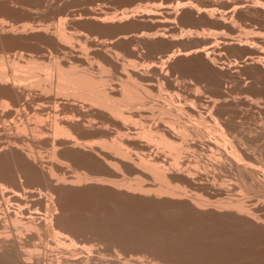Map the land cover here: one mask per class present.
<instances>
[{
	"label": "bare ground",
	"instance_id": "obj_1",
	"mask_svg": "<svg viewBox=\"0 0 264 264\" xmlns=\"http://www.w3.org/2000/svg\"><path fill=\"white\" fill-rule=\"evenodd\" d=\"M13 1V0H12ZM19 2H21L20 0H18ZM18 1H16L17 2V4L15 3L14 5H19V6H24V7H26L24 4V2H26L25 0H24V2H22V3H24L23 5H21V3H19ZM23 1V0H22ZM29 1H31V0H29ZM36 1V0H35ZM39 1V2H38ZM38 1H36V3L38 4L37 5V7L35 8V9H38V10H40V8H41V5L39 6V4H42V7H43V5H44V8L46 9V13H49V14H47V16H49V18H50V15H52L53 13H55V14H53V16L54 17H57L58 16V13H60L59 11L60 10H57L58 11V13L57 12H50V11H56L55 9H53V8H56L57 6H59V7H57L56 9H60V4L62 3V0H56V1H58V3L57 4H54L56 1H54V0H50V1H48L47 2V0H45V2L47 3V4H49V5H46V3L45 2H43L42 0H38ZM61 1V3H59ZM64 1H67V0H63V6L61 7V9L63 10V8L65 9V7L66 8H68L67 6L69 5V3H68V1H67V6H64ZM71 1V5H69V7L70 8H72V6H74V8L76 7V5H72L73 4V2H75L74 0H70ZM81 1V0H80ZM189 0H187V2H188ZM253 1V0H252ZM251 1V3H252V7H250V8H252L253 9V5L255 4L254 2H252ZM255 1V0H254ZM257 1V0H256ZM255 1V2H256ZM40 2H42V3H40ZM84 2V1H83ZM186 2V3H187ZM221 2V1H220ZM230 2H232V3H230ZM243 3H246L247 4V2H244V1H242ZM240 0L238 1V0H232V1H230V0H226V1H223L222 0V3H223V5L222 6H224V7H229L230 8V6L228 5V4H231V6H232V4H233V10H234V12H235V10H236V13H238L237 12V10L238 11H242L241 9L244 7H242L240 4H243ZM261 2V1H260ZM1 3V2H0ZM33 3V2H32ZM32 3L30 2V4L32 5ZM76 3V2H75ZM85 3V2H84ZM87 3H88V1H87ZM86 3V4H87ZM97 3H98V1H96V5H97ZM100 3H101V1H100ZM99 3V4H100ZM185 2L183 3V5H182V3L181 4H179V5H181L180 7L183 9V8H187V9H189V11L191 10V8L192 7H194V5L192 6L191 5V3H187L186 4ZM225 3V4H224ZM259 2H257L256 4H258ZM7 4V3H6ZM13 4V3H12ZM27 4L29 5V3L27 2ZM26 4V5H27ZM52 4V6L53 5H55V7L53 6V7H51L50 5ZM65 4H66V2H65ZM85 4V5H86ZM190 4V5H189ZM195 4V3H194ZM246 4H245V6H246ZM254 5V6H256V8L257 7H259V4H258V6L257 5ZM36 5V4H35ZM89 5H91V4H89ZM95 5V6H96ZM158 5V4H157ZM156 5V6H157ZM218 5V4H217ZM262 5H264L263 3H261V6ZM4 6V4L2 5V7ZM7 6V5H6ZM9 6V5H8ZM33 6V5H32ZM50 7V8H52L51 10H50V8L48 9L47 7ZM78 6V5H77ZM92 6H94V5H92ZM92 6H88V7H92ZM101 6V5H100ZM103 6H105V5H103ZM148 6V5H147ZM152 6V5H151ZM151 6L149 7L150 9H151ZM155 6V5H154ZM159 6V5H158ZM157 6V7H158ZM169 6V5H168ZM178 6V5H177ZM210 6V5H209ZM215 6V5H214ZM248 6V5H247ZM249 6H251V4L249 3ZM248 6V7H249ZM1 7V8H2ZM15 7V6H14ZM23 7V8H24ZM29 7H30V5H29ZM79 7V6H78ZM84 7V6H83ZM146 7V6H145ZM145 7H143V9H145ZM153 7V6H152ZM160 7V6H159ZM179 7V8H180ZM196 7V6H195ZM213 7V6H212ZM263 7V6H262ZM0 8V9H1ZM7 8V7H6ZM10 8V7H9ZM20 8V7H19ZM28 8V7H27ZM27 8H24L25 10L27 9ZM69 8V9H70ZM87 8V7H86ZM89 8V9H90ZM94 8V7H93ZM92 8V9H93ZM108 8V7H107ZM140 8V7H139ZM147 8V10H146V12L148 11V12H150V11H152V10H149L148 9V7H146ZM156 8V7H155ZM163 8H165V7H163ZM167 8H169V7H167ZM166 8V9H167ZM176 8V7H175ZM198 8H200V7H198ZM203 7H201V9H202ZM255 8V7H254ZM11 9H13V8H11ZM15 9V8H14ZM13 9V10H14ZM29 9H31V8H29ZM26 10L27 12L28 11H30V10ZM33 9H34V7H33ZM32 9V10H33ZM43 9V8H42ZM45 9H44V11H45ZM82 9V8H81ZM84 9V8H83ZM87 10V11H85V9H84V11H80L81 13H83V12H85V13H87L88 11H92V10ZM98 9V8H97ZM109 9V8H108ZM107 9V10H108ZM141 9V8H140ZM174 9V8H173ZM177 9H178V7H177ZM176 9V10H177ZM201 9H200V12H201ZM225 9V8H224ZM223 9V10H224ZM228 9V8H227ZM232 9V8H231ZM245 9H247L248 10V8L247 7H245ZM261 9V8H260ZM259 9V10H260ZM5 10V9H4ZM21 10V9H20ZM23 10V9H22ZM31 10V12L33 13V11H34V13H36L35 12V10H33L32 11ZM49 10V12H47ZM62 10H61V12H62ZM68 9H66L65 11H67ZM94 10V9H93ZM100 10V9H99ZM98 10V11H99ZM126 10V9H125ZM134 10V9H133ZM137 10V9H136ZM156 9H153V11H155ZM172 10V9H171ZM170 10V11H171ZM204 10V9H203ZM202 10V11H203ZM212 10L213 9H211V11L209 12V16H210V14L212 13ZM246 10V11H247ZM263 11H264V7H263V9H262ZM1 11H2V9H1ZM7 12H8V10H6ZM10 11V10H9ZM26 11H24L23 10V13H25L24 15H29L30 14V12H28V13H26ZM62 12V13H60L59 15H60V17H61V15H63V13H66V12ZM76 11V10H75ZM104 11V10H103ZM103 11H102V13H100V15H98V14H95L96 13V11L94 10V11H92L93 13H87V14H83V16L84 15H87V17L86 16H84L85 17V19H84V21L85 22H87L86 24L87 25H89L88 26V28L86 27L87 25L85 24V22L84 23H82V21H83V19L81 20V19H79L78 17H80V14H78L77 16H74L73 15V13H74V11H72L71 10V12H69V13H71L74 17H77L79 20H81V21H79V23L81 22V24L84 26V24H85V28H87V29H91L92 31H94V29L96 28L97 29V27H101V23H103V27H104V25H105V23L107 22L108 23V21H107V19H109V17L108 16H111V15H108L107 17L108 18H106V15L107 14H104L103 13ZM115 11V10H114ZM128 11V10H127ZM130 11H132V10H130ZM130 11H129V13L128 12H126V11H124V12H122V11H120V12H122V13H120V14H118L119 15V21H122V20H124L125 18L127 19V17L130 15ZM192 11H194V14H196V15H198L199 14V10L197 11V12H195V9H193V10H191V12ZM205 11V10H204ZM203 11V12H204ZM219 11V10H218ZM225 11H226V9H225ZM223 12L222 14H224V13H227V11L226 12ZM229 11H232V10H229ZM228 11V12H229ZM246 11H242V12H244L243 14H244V16L243 17H245V13H246ZM257 11H258V8H257ZM262 11V12H263ZM6 12V13H7ZM11 12L13 13V11L11 10ZM10 12V13H11ZM15 12V11H14ZM16 12H20V11H16ZM41 11H39V12H37V13H39V16H38V14H37V16L38 17H41V18H43V15H45L44 13H43V11H42V13H40ZM100 12H101V10H100ZM105 12H108V11H105ZM117 12V11H116ZM139 12V11H138ZM141 12H143V10H141ZM145 12V11H144ZM145 12V13H146ZM157 12V11H156ZM162 12V11H161ZM160 12V13H161ZM165 12V11H164ZM168 12V11H167ZM174 12V11H173ZM207 12H208V10H207ZM221 12H222V10H221ZM233 12V11H232ZM231 12V13H232ZM239 12V13H240ZM251 12V11H250ZM260 12V11H259ZM12 13H11V15H12ZM33 13V14H34ZM52 13V14H51ZM79 13V12H78ZM134 13H136L135 11H134ZM134 13H131V17L133 18V16H134ZM206 15H207V13L206 12H204ZM214 13V12H213ZM217 13H220V12H217ZM235 13V14H236ZM239 13H238V15H239ZM264 13V12H263ZM14 14V13H13ZM20 14V13H19ZM32 14V15H33ZM41 14H42V16H41ZM57 14V15H56ZM70 14V16L72 17V18H74L72 15ZM77 14V13H76ZM102 14H104V15H102ZM114 14V13H113ZM151 16H150V15ZM149 14H145L147 17L149 16V17H151L150 19H154V17L153 16H155V12L152 14V12H150ZM179 14V13H178ZM190 14H192V13H189V16H190ZM221 14V15H222ZM227 14H229V15H231L230 13H227ZM233 14V13H232ZM65 15L66 14H64V16H62L63 17V20L62 21H64L65 19H64V17H65ZM69 15V14H68ZM117 14H115V16H116ZM133 15V16H132ZM143 15V14H142ZM157 15H159L158 13L156 14V16ZM170 15V14H169ZM195 15V16H196ZM237 15V16H238ZM242 15V14H241ZM248 15V14H247ZM250 15V14H249ZM52 16V17H53ZM70 16H68V17H70ZM81 16H82V14H81ZM83 16H82V18H83ZM129 16V17H130ZM135 16H136V14H135ZM188 16V15H187ZM193 16V15H192ZM191 16V18H188V17H186L187 18V20H184V21H186V22H188V20H191L190 22H192L193 21V19L195 18V17H192ZM217 16H219V15H217ZM216 16V17H217ZM223 16V15H222ZM226 16H228V15H226ZM232 16V15H231ZM51 17V18H52ZM158 17V16H157ZM156 17V20H161L162 18H157ZM167 17V16H166ZM204 17H208V15L207 16H204ZM212 17H215V16H210V20H211V18ZM219 17H221V16H219ZM240 17H242V16H240L239 15V17H235V18H237V21H240L238 18H240ZM57 18H59V17H57ZM72 18H71V20H72ZM110 18H112V17H110ZM113 18H114V20H115V18L117 19V17H114V15H113ZM113 18H112V20H113ZM167 18H169V17H167ZM184 18H185V16H184ZM183 18V19H184ZM185 18V19H186ZM227 18H229V16L228 17H226V19ZM231 18H233V17H231ZM231 18H229V19H231ZM26 19V18H25ZM44 19V18H43ZM46 19V18H45ZM53 19H55V18H53ZM52 19V20H53ZM62 19V18H61ZM61 19H60V21H61ZM89 21V23H90V21L93 23V22H95L96 23V25H92V26H94L93 27V29H92V26L88 23V21ZM117 19V20H118ZM147 19V18H146ZM207 19V18H206ZM205 19V20H206ZM208 19H209V17H208ZM217 19V18H216ZM223 19V17L222 18H220V19H218L217 21H218V26H219V28L220 29H222L223 30V28H227V27H229L230 25V23L232 24V22H233V20L230 22V20H229V22H228V19H227V21H225L224 22V20H222ZM225 19V20H226ZM1 20V19H0ZM51 20V19H50ZM56 20V19H55ZM67 20H68V18H67ZM71 20L69 19L68 21H70L71 22ZM75 20H77L76 18L74 19V21ZM114 20H113V24L115 25V23L116 22H114ZM143 20H145V19H143ZM148 20V19H147ZM165 21H166V19H164ZM163 20V21H164ZM195 20V19H194ZM45 21V20H44ZM46 21H49V20H46ZM61 21V22H62ZM73 21V22H74ZM142 21V20H141ZM154 22H155V20H153ZM158 21V23H160ZM164 21V22H165ZM168 21H170L169 19H168ZM167 21V22H168ZM207 21H209V20H207ZM234 21H236V19L234 20ZM236 21V22H237ZM72 22V23H73ZM78 22V21H77ZM109 22H111V21H109ZM125 22V21H124ZM124 22H122V23H124ZM150 22H151V20H150ZM157 22V21H156ZM166 22V23H167ZM176 22V21H175ZM195 22V21H194ZM211 22V21H210ZM212 22H213V18H212ZM227 22V23H226ZM245 22V21H244ZM47 23H50V22H47ZM57 23H59V19H58V22ZM63 23H65V22H62V27L64 28V24ZM72 23H70V25L69 26H73L74 24H72ZM99 25H98V24ZM106 23V24H107ZM153 23V22H152ZM162 23V22H161ZM165 23V24H166ZM169 23V22H168ZM77 24V23H76ZM80 24V25H81ZM110 24V23H109ZM112 24V23H111ZM120 24H121V22H120ZM119 24V25H120ZM127 25H128V23H126ZM200 24V23H199ZM226 24H227V26H226ZM237 24L239 25L240 23H238L237 22ZM242 24V23H241ZM60 25H58V28H60L59 26ZM108 25V24H107ZM107 25H105V28L104 29H106V27H108L106 30H108L111 26H107ZM116 25H117V23H116ZM162 25V24H161ZM195 25V24H194ZM229 25V26H228ZM232 25H234L235 26V22H234V24H232ZM10 26V25H9ZM14 26V25H13ZM47 26H49V25H47ZM47 26H44V28L45 29H49L50 27H48V28H46ZM69 26H67L68 28H69ZM75 26V25H74ZM76 26H79V24L78 25H76ZM95 26H97V27H95ZM126 26V25H125ZM132 25L130 24V27H131ZM164 26V25H163ZM167 26V25H166ZM212 26V25H211ZM246 26V25H245ZM7 27V26H6ZM6 27H5V29H6ZM53 27V26H52ZM54 27H55V25H54ZM102 27V28H103ZM127 27V26H126ZM134 27H135V25H134ZM160 27V26H159ZM231 27V26H230ZM240 27V26H239ZM10 28H12L11 26H10ZM39 28H42L41 26L39 27ZM39 28L37 29V30H39ZM57 28V29H58ZM74 28V27H73ZM78 28V27H77ZM79 28H81V26L79 27ZM102 28L100 29L101 31H103L104 32V29L102 30ZM119 28V29H118ZM127 28H129V27H127ZM132 28V27H131ZM166 28V27H165ZM216 28H217V25H216ZM215 28V29H216ZM219 28H217V29H219ZM232 28H234L233 26H232ZM231 28V29H232ZM244 28V27H243ZM246 28V27H245ZM2 29V28H1ZM14 29H16V28H14ZM27 29V28H26ZM31 29V28H30ZM29 29V30H30ZM60 29H62V28H60ZM82 29V28H81ZM86 29V30H87ZM112 29H113V27H112ZM115 29H118V31L117 32H119V30H120V27H117V28H115L114 27V30ZM130 29V28H129ZM214 29V28H213ZM216 29V30H217ZM225 29H224V31H225ZM236 29V28H235ZM235 29H234V31H235ZM242 29V28H241ZM13 30V29H12ZM22 30H24V28H22ZM35 30V29H34ZM52 30L53 29H50V31H51V33H52ZM64 30V29H63ZM73 30V29H72ZM78 30V29H77ZM84 30V29H83ZM82 30V31H83ZM89 30H87V32H89ZM91 30H90V32H91ZM99 30V31H100ZM190 30H192V32L194 31L193 30V28L192 29H190ZM228 30V29H227ZM233 30V29H232ZM231 30V31H232ZM238 30V29H237ZM236 30V31H237ZM1 31V30H0ZM5 31H7V29L5 30ZM9 31H11V30H9ZM17 32H18V30H16ZM42 31H43V29H42ZM45 31V30H44ZM48 31V30H47ZM56 31V30H55ZM55 31H53L54 33H55ZM65 31V30H64ZM67 31H69L68 29H67ZM73 31H76V30H73ZM79 31V30H78ZM81 31V30H80ZM82 31L81 32H79L80 34H82ZM85 31V30H84ZM98 31V30H97ZM109 32H112V30H111V28L108 30ZM107 31V32H108ZM188 31H189V29H188ZM214 31V30H213ZM224 31L222 32V31H220L222 34L224 33ZM228 31H230V28H229V30ZM230 31V32H231ZM240 31V30H239ZM242 31V30H241ZM240 31V32H241ZM22 32V31H21ZM24 32V31H23ZM33 32V31H32ZM40 32V31H39ZM39 32H37V34L39 33ZM46 32V31H45ZM61 32H62V30H61ZM86 32V31H85ZM86 32V33H87ZM106 32V31H105ZM104 32V34H106ZM157 32V31H156ZM195 32V31H194ZM201 32V31H200ZM215 32H217L216 33V35H221V33L220 32H218V31H215ZM215 32L213 33V35H215ZM243 32V31H242ZM246 34H249V32L247 31H244ZM1 33V32H0ZM6 33V32H5ZM12 33V32H11ZM34 33H35V31H34ZM33 33V34H34ZM42 34H44L43 32H41ZM49 33V32H48ZM51 33H49V35L51 34ZM65 33V32H64ZM67 33V32H66ZM69 33V32H68ZM96 33V32H95ZM123 33V32H122ZM155 33V32H154ZM185 33V32H184ZM187 33V32H186ZM189 33V36H190V34H192V35H196V33H198V31L196 30V32L193 34V33H191V31L190 32H188ZM218 33H220V34H218ZM251 33V32H250ZM41 34V35H42ZM57 36L58 35H60L59 37H60V41L62 42L63 40L62 39H64V42L65 41H67L66 39H65V36H64V38L62 37L61 38V36H63L61 33H60V30L58 31L57 30V32L55 33ZM77 34V33H76ZM84 34V33H83ZM88 34V33H87ZM86 34V36H88ZM124 34V33H123ZM122 34V36H121V32H120V39L122 40V39H124L125 40V38H127L126 37V35H123ZM144 34H146V35H144ZM149 34V33H148ZM150 34H152V33H150ZM147 35V33H142V32H139L137 35H136V37H135V39H141L142 41V43H143V45L146 47V50H148L149 52L151 51V53L153 54H155V53H157V55L158 54H160V53H162L163 52V48H164V46L165 45H163L162 43H163V39L165 38H167V36L168 35H166V37L164 36L165 34H162V35H157L156 33V35L155 34H153V35ZM181 34V33H180ZM201 34V33H200ZM232 34H233V31H232ZM244 34V33H243ZM14 35V34H13ZM16 35V34H15ZM34 35H36V34H34ZM40 34H38L37 36H39ZM40 35V36H41ZM52 35V34H51ZM68 35H71V32H70V34H68ZM74 35V34H73ZM90 35H91V33H90ZM119 35H117V36H119ZM191 35V36H192ZM193 36V37H196L197 39H199V34H197L196 36ZM202 35H203V33H202ZM242 35V34H241ZM39 36V37H40ZM43 36H48L46 33H45V35H43ZM43 36H41V37H43ZM54 34H53V38H52V40H54V39H56V41H51V39H50V37L51 36H48L47 38H49V40H50V42L51 43H49V41L48 40H46V39H44V38H39L40 40H42L43 39V41H44V44L45 45H43V47L42 48H44V49H42L43 51H49V48L51 49V50H55V51H53V53H57V52H59L60 50L59 49H57V44L56 43H58V42H60V41H58L59 39V37H57V36H55V37H57V38H54ZM72 36V35H71ZM70 36V37H71ZM94 36V35H93ZM93 36H91V37H93ZM96 36V35H95ZM117 36H116V38H117ZM125 36V37H124ZM181 36L183 37V35L181 34ZM201 36V35H200ZM223 36V35H222ZM234 36V35H233ZM35 38H36V36H34ZM70 37H69V39H70ZM97 37V36H96ZM122 37V38H121ZM172 37V36H171ZM174 39L173 38H169V40L171 39V41H176V40H178L176 37H175V34H174ZM203 37V36H202ZM35 38H33V39H35ZM66 38H68V36L66 37ZM72 38L73 37H71V39H70V43H71V40H72ZM86 38V37H85ZM90 38V37H89ZM119 38V37H118ZM117 38V39H118ZM206 38V37H205ZM218 38H219V36H218ZM224 38H226V37H224ZM0 39H1V37H0ZM6 39V38H5ZM11 39V38H10ZM13 39H14V37H13ZM75 39V38H74ZM153 39H159V41H155V42H153L152 40ZM176 39V40H175ZM203 39V38H202ZM208 39V38H207ZM220 39V38H219ZM223 39V38H222ZM232 39V42H233V37L231 38ZM231 39H230V41H231ZM236 39V38H235ZM256 39V38H255ZM258 39V38H257ZM14 40H17V39H14ZM36 40H38V39H36ZM89 40V39H88ZM87 40V41H88ZM151 40V41H150ZM179 40H181V39H179ZM218 40V39H217ZM225 41L226 40H228V38L227 39H224ZM239 42L241 41L240 39H237ZM246 40V42H247V39H245ZM4 41V40H3ZM2 41V39H1V41H0V43H2L3 42ZM11 41V40H10ZM18 41H19V43H20V40L18 39ZM17 41V42H18ZM43 41H42V43H43ZM73 41V40H72ZM90 41H92V40H90ZM89 41V42H90ZM96 41V40H95ZM118 41V40H117ZM162 43H161V42ZM166 41V40H165ZM244 41V40H243ZM252 41H254V40H252ZM7 42H8V39H7ZM7 42H5V44L7 43ZM14 42V41H13ZM13 42L11 41V43H12V45H13ZM16 42V43H17ZM105 42V41H104ZM224 42V41H223ZM222 42V43H223ZM229 42V41H228ZM16 43H14V44H16ZM23 43V42H22ZM22 43H21V45H22ZM40 43V42H39ZM56 44V46H53V45H55ZM69 43V42H68ZM231 43V42H230ZM236 43H238V42H235L234 41V43H233V45L235 44V45H237L238 46V44H236ZM243 44H245V41L244 42H242ZM248 43V42H247ZM5 44H3L2 43V45H4L5 46ZM9 44V43H8ZM49 44H52L51 46L49 45ZM59 44V43H58ZM66 44H67V42H66ZM105 44V43H104ZM164 44H166V43H164ZM174 44V43H173ZM211 44H213V43H211ZM221 44V43H220ZM224 44H226V43H224ZM223 44V45H224ZM241 44V43H240ZM243 44L242 45H239L240 47H243ZM252 44V46H255V45H253L254 43L252 42L251 43ZM11 44H9V46H10ZM42 45V44H41ZM61 45V44H60ZM63 45V46H62ZM62 50H63V52L65 51H68V50H70V48L68 47V50H67V46H66V48H64L65 46H64V44L62 43ZM70 45V44H69ZM68 45V46H69ZM222 45V46H223ZM230 45V44H229ZM232 45V44H231ZM234 45V46H235ZM257 45H258V43H257ZM47 47V46H49V48H48V50L45 48V47ZM59 46V45H58ZM167 46V45H166ZM236 46V47H237ZM238 46V47H239ZM247 46H249V45H247ZM247 46H245V47H247ZM15 47V46H14ZM39 47V46H38ZM54 47H56L55 49H54ZM91 47V46H90ZM108 46H106V48H107ZM212 47V46H211ZM258 47V46H257ZM1 48H2V46H1ZM40 48V47H39ZM53 48V49H52ZM59 48V47H58ZM61 48V47H60ZM105 48V47H104ZM167 47H165V49H166ZM199 48H201V47H190V48H188V49H183V50H181V49H172V50H170L169 52H167V53H165V55H163V56H159V57H157V59L159 60V62L161 63H163V65L165 64L166 65V63H168V62H170L171 60H173V59H176L177 57L179 58H182L183 59V57H189V56H192V54L193 55H195V54H200V53H203V56H204V59L208 62V63H210V64H208L209 66H211L210 67V69L211 68H218L217 66L216 67H214L213 65V63H215V58L213 57L214 55H211L210 56V53H208L209 51L207 50L206 52H203L201 49H199ZM213 48V47H212ZM249 48V47H248ZM7 49V48H6ZM22 49V48H21ZM40 49V50H41ZM46 49V50H45ZM57 49V50H56ZM102 49V48H101ZM108 49H109V47H108ZM203 49V48H202ZM247 49V48H246ZM250 49H251V47H250ZM249 49V50H250ZM39 50V51H40ZM41 50V51H42ZM59 50V51H58ZM96 50V49H95ZM98 50V49H97ZM103 50V49H102ZM211 50V49H210ZM72 51V50H71ZM75 51V50H74ZM101 51V50H100ZM107 51V50H106ZM109 51L110 50H108V53H109ZM9 52V51H8ZM14 52V51H13ZM16 52V51H15ZM22 52V51H21ZM21 52H19V53H21ZM46 52H43L44 54L46 53ZM51 53H52V51H50ZM50 52H47V53H50ZM63 52H62V54H63ZM102 53H103V51H101ZM18 53V54H19ZM37 53V52H36ZM42 53V52H41ZM40 53V54H41ZM45 54L46 56L45 57H47V55L48 54ZM50 53V54H51ZM52 53V54H53ZM70 54V56H68L67 54ZM71 53L72 52H67V53H64L63 54V56H65V59L66 58H68L67 60H68V63H66V61L67 60H65V63L63 64L62 62H61V58H64V57H62L61 55H60V57L61 58H58L59 60H60V63H62V64H58V60H56L57 58H56V56H54L55 54H53V58L55 57V63L57 62V64H55V66L54 67H52V69L53 68H55V70H56V75H54V80L55 81H53L52 82V80L51 79H53V76H51L52 78H50V76H49V78H47L46 77V75H50V74H48V71L50 70V67L48 68V69H46V70H44V63H43V65H42V63H41V65H42V67H41V65L39 66V64L38 63H36L37 61H36V56H35V59H33L32 60V57L34 56H30V57H28L29 58V60H31V61H26V62H24L25 64H26V66L25 67H23L24 65L22 64V68H24V69H28V71H24V72H28L29 73V75H30V80L32 79H35L34 77H40L41 75L40 74H42V77H44V78H42V77H40L39 79H37L36 78V80H33V82L31 83L32 85H33V83H35V85H33L34 87L36 86V85H38L39 84V82L38 81H40V83L42 82V81H45L44 82V85H42V84H40V85H38L39 86V88H38V86L35 88V89H37L38 88V90L40 91V94H38V96L40 95L41 97H39V99H38V102L39 103H36V101H37V99L35 98V103H34V101H33V103L35 104V106L40 110V112L41 113H43L44 112V114H46V115H51V121H53L52 122V126H53V132L56 134V133H58L59 135L57 136V135H55L54 133H52L51 135H52V137H54V138H52L53 140H55L56 141V139H57V137H58V139H59V137H62V136H64V138H65V141L67 140L66 138H67V136L69 135V137H73V136H70L71 134L69 133L68 134V130L70 129H73L74 131H76L75 133H77V132H81L82 133V131L84 130L83 129V125H81V123L83 124L84 123V121H87V119H88V117H91L92 115H90L91 113H92V111L93 110H95L96 112H94V113H96V114H98V116L96 115H93V116H95L97 119H99V118H101L102 119V117H101V115L102 116H104L105 117V121H107L106 119H108V118H111V119H114V120H118L119 121V119L120 118H122V120L120 119V123H118V128H119V126H121L122 125V123H126L127 121L129 122L130 120V125H132V124H136V125H133V126H135V129H136V126H139L140 124H138L137 123V121H139V123H141L142 125H140V126H142V127H140V129L142 128H146V129H141V133H143L142 131H144V133H143V135H144V137L143 136H140L139 138H143V139H145V140H148V135L150 136V137H154V136H157V140H160V142L159 141H157V142H159L160 144H158L156 141L154 142V141H152V140H156V137H154V138H152V140L151 139H149L148 141H146V143L147 142H149L148 144H149V146L147 147V149L149 148V147H151L153 144H155V146L157 147H155L156 148V150H157V152H158V149L160 150V148L162 147V149H164V152H163V150L161 149V151H162V153H160L159 155H161V154H163V153H165V154H167V156H168V158L169 157H171L172 158V156L173 157H175V158H172V159H174L175 160V162L178 160V158H179V155L181 156L180 158H181V160H180V158H179V160L181 161H179L180 162V164L179 165H181V163H183L182 165L184 166V164H185V166L186 165H189V167L192 169V172H194L195 170H194V168L197 170V171H199V166L197 167L196 165L198 164H196L195 165V167H194V162L195 161H199L200 159H202V157H200V156H203V157H205L204 156V154H206V153H204L203 155H201V153H203V150H204V147L202 146V145H204V144H206L207 142H209L210 143V139L211 140H213L214 141V145H216L217 146V149H216V146H215V148L214 149H216V152H217V150H218V152L221 154V156H222V154H223V152H224V157L222 156V158L221 159H225V160H223V162L222 163H224L226 160L228 161L227 162V164H228V166L227 165H225L226 164V162H225V166H227V167H229L228 169H229V173H225V172H227V170L225 169V167H224V165H220V163H218V162H220V158L218 159V157H221V156H216L217 154H218V152H217V154L216 153H214V155H213V151H214V149H212L213 147L212 146H214L213 145V141H211V143H212V145L211 144H209V145H211V149L212 150H210V146L208 147V146H205V147H207L208 148V151L206 150V152H211L212 151V155H211V153L209 154L208 153V155H211V156H213V157H210V160L212 161V158L214 159V160H216V159H218V161L216 160L214 163H217L216 164V166L217 167H219V168H217L216 167V169L217 170H215L214 168V164H213V162H212V164L210 163V165H213V167L214 168H212L211 169V171H212V173H213V175H215V173H218L219 174V172H218V169H220L221 167H224V168H222V170H223V172L225 173V174H227V179L226 180H229L230 179V175H228V174H231V178H232V181H234V182H229V184H227L228 182H224V180H225V177H226V175L224 174V173H222V174H224L225 175V177L224 176H222V179H220L221 178V176H220V174L218 175V174H216L215 176H217L216 177V180L213 178V180H212V185H211V180L210 179H212V177L209 179V181H210V184H208V179H207V177L205 178V180L203 179L204 177V175H202V176H200L199 177V179H201V177H203L202 178V180H198V181H200V186H201V181L203 182V180L205 181L203 184H202V186L204 187V188H202V189H206V187H209V188H207L208 190L210 189V188H212V190L213 191H215V194H216V192L218 193V194H216L217 196H219L220 194H224L225 192H223V191H225L224 189H226L225 187H226V184L227 185H229L228 187L230 188V183H234L233 185H234V187L233 186H231L232 187V189H229L228 187V189H226L227 190V192H228V190H230V192L232 193L233 192V194H234V191L235 190H238L237 192L235 191V193L236 194H230L229 192L227 193V194H225V195H232V196H234L233 198H231L230 196V198L229 199H231V201L230 202H226L227 200V197L225 196V195H223V196H225L226 197V199H224V201L223 200H220V201H223V202H226V204L225 205H227L226 207L224 206V207H222V205H224L222 202H221V204H219L220 202L217 200V201H215V199H214V201L215 202H217L213 207H217L216 205H218L219 206V208L221 207L222 209L223 208H225V209H223V210H226V212H227V210H228V213H220L221 211H222V209L220 208V212H218V211H216V212H218V213H216V214H213V213H211V211H210V213H207L206 211H207V208L205 209V207H203V206H205L203 203H205L204 202V200H208V199H205L204 198V200L202 201V200H200L201 198L203 199V196H201V198H199L200 197V195L201 194H199V196H198V194L196 193V192H198V193H200V192H202L201 190H198L197 191V189L196 188H199L200 186H198L199 184L197 183H195L196 185L194 186H192L191 185V183H190V181H192V178H189V176L191 175V176H193L194 174V178H195V176H196V178H197V176L200 174V172H199V174H197L196 172L195 173H193V174H188V171L191 173V171L189 170V167L188 166H186V167H182L183 169H186L187 167H188V171L187 170H184L185 171V174H187V175H185V178H184V180L186 179V180H188V178H189V182H187L186 184H187V189H190L189 188V186L191 185V189H194L193 187H195V190L193 191H191V193H189V195H187V194H185L184 193V191L186 192L187 190H186V184H185V182L183 181L182 183H181V180H180V178H179V176H180V172H179V170H178V172L180 173V174H178L177 175V177L176 178H174L175 176V174H172V175H170L171 174V172L172 171H177L176 169H173V168H171V166H172V163L171 162H173V164L175 165L176 163L174 162V160L172 161V159L170 158V159H168L166 156H164V154L163 155H161V159H163V157L162 156H164V158L166 157L169 161H167L166 159V163L168 164V163H171L170 165L168 164V165H166V164H164V165H166V166H168L169 168H171L172 169V171H168L167 169H168V167H167V169H164V167L161 165L160 166V163H158L159 161H160V159H157V157L156 156H153V155H155L156 153H154L151 157H149V155L151 154V152H152V150L153 151H155L154 149V146L152 147V149L149 151V149L148 150H145L146 148H144L143 149V147H145L146 146V144H145V142H144V140L141 138L140 139V141L138 140L139 138H138V136L140 135V134H138V133H140L139 131H140V129L138 130L137 129V131L135 132V129H133L132 131H133V133H131V132H128V133H130L132 136L130 137L131 139L132 138H134V139H132V143H133V141H136L135 139L136 138H138L137 139V141H139L140 143H143V144H145V145H143L142 147H141V149H143V151L145 150V151H149V154H148V157L150 158V159H148V157L146 158L145 157V155H147V154H145V153H143L142 154V151H140L141 152V155H140V152L139 153H137L138 151H134L133 149H132V144L131 143H127L126 141V138L127 139H129L130 140V142H131V139L128 137V136H126V138L125 137H123V135L125 136V134L127 133V131L125 132V134H124V132H121V134L123 133V135H120V134H118L119 133V129H117L116 130V127H117V123L116 124H113L114 126H111V127H114L115 129L114 130H116L118 133L116 134V132L115 131H113L116 135H111V131L113 130V128L110 130V136H112V137H104V136H106L107 134V132L106 133H103V134H106V135H104L103 137H102V139L104 138V140H105V138H111L110 140L112 141L115 137L114 136H116V139H119L120 138V136L122 137L121 139H119V141L120 140H122L123 138H125V142H126V144H127V146H128V148L127 147H125L126 149H125V151L127 150V151H130V149L132 150V155H131V157L129 156L130 154H131V151L129 152L130 154L128 155V153L126 152V153H124L123 154V151H121V149L123 150L124 149V145H122L123 143V141H120V143L118 142V141H114L113 140V142H111V141H109V142H111V144L108 142H106V141H108V139H106L105 141H93V142H90L94 147L95 146H97L99 149L98 150H94V147H93V149H92V145L90 146V143L88 142H86V141H88V140H86V141H81L80 140V142L82 143V142H84V143H82V144H85L86 143V145L88 146V148H89V146H90V148H91V151H93L94 150V152H90V153H92L94 156L93 157H90L91 155H89V154H87L88 153V150L90 151V148L89 149H87L86 147L82 150V149H80L81 147H78V145H76V143L77 144H79L80 145V143H79V141H77L76 142V140H73V138L71 139L72 141H75L76 143H74V145H75V147L77 146L79 149L77 150H73L72 148H67L68 147V142H70V141H67V142H65V143H68L67 145H65V144H63L62 146H64V148L65 149H63L62 150V152L60 153L61 154V157H64V158H67L68 160H71V161H73L74 162V164H75V167H78L79 168V166H80V168H83V169H85L86 171L89 169V170H91L93 173H95L94 175H96V174H101L103 171H105V169H109L110 168V165L112 164V166H113V170H111V171H114V169H117L116 170V172H118V173H121L122 175H120L121 177L122 176H125V175H123L124 173L123 172H119L120 170H122V169H119L120 167V165H124V163H125V161H124V156H125V158H126V156H127V160H130L131 159V161L129 162V163H131L133 160H132V158L133 157H136L137 158V161H138V159L140 158V161L142 162H145L146 164H144L143 162L141 163L140 161H139V166L138 165H136L137 164V162L136 161H133L132 162V164L131 165H135L136 166V168L137 169H141L142 168V170H140L139 172H141V171H143L144 173L147 171V172H149V171H151V170H153L152 172L154 173L155 172V174L153 175V173H152V175L154 176H152L151 175V172L149 173L150 174V178H151V176L153 177L152 178V180L148 177V175H147V172H146V175H147V179L149 178V180L151 181H148V180H145V179H143L142 178V180H144L143 182L142 181H138V179L140 178L141 179V177L139 176V178L137 177V176H134L133 178L130 176V178H132V180H133V182L134 183H136V187H135V184H133V182H131V181H129V178H123V179H121V181L120 182H118V187H117V181H119V180H117L118 178H116V184H114V181L115 180H113V181H110L109 183L110 184H112L113 183V185H115L114 187L115 188H118L117 190L120 192V190L122 189L121 187H123L124 188V186H123V184L125 185V187L126 188H124V189H122V190H125V192L123 193L122 192V190H121V194L123 193L124 194V196H119L118 194H116L115 192L117 191H115V192H113L112 190H110L111 189V187H110V189H107V188H105V186L106 187H108L109 185H107V184H109L108 182H107V180L109 179H107L106 180V182H104L105 180H103V179H101L100 178V176L98 175V177L100 178H96V177H94L92 180L90 179V178H92V175H91V177L89 178V176L87 177V176H85V177H83L82 179L83 180H85V187H87L88 186V183H89V181L90 182H92V186L91 185H89V187H87V188H82L83 190H76V188H78L77 187V182L76 183H74L73 181H78V185H80V184H82V183H80L79 181H80V179H81V177H79L78 178V176H80L77 172H82V171H75L76 173H77V178H73L74 180L73 181H71L72 180V178H71V180H69L70 178H69V176H68V180H65L64 178H63V176H62V178L65 180V181H67V182H62V178H59L57 181H54L55 183H54V185L52 184L53 182H51V178H56L55 176H52L53 174H51L52 172L51 171H53V169H48L47 168V170H48V173H49V175H51V177L50 176H48V173L47 172H45V171H43V172H40L41 170H44V169H42L43 167V165L42 164H44V161L45 160H47V159H45V160H43V156H44V154H43V156H42V158H41V156H39L41 153H39V154H36V153H38V152H36L37 150V143H39L40 141L42 142V144H43V142H47V140L46 141H44L45 139H46V137H47V135L45 136V139L43 138V140H40L39 142L38 141H36V138L37 137H35L34 135H36V134H34L33 136H32V133H31V139H32V137H34L35 138V141L37 142V143H35V141L33 140V143H34V145L36 146L35 147V149H34V147H33V149L35 150H33L32 149V146H30L31 145V143H32V140L30 141V140H25V143L22 141L21 142V139H22V137H23V139L22 140H24V139H26V138H29L28 136L29 135H24V134H27V133H25V131L26 130H28L29 131V127H27L28 129H25V131L23 132V134H22V132H20V130H24L23 129V127L25 126H23L22 124V126L20 127V128H18V130H17V128L16 129H14V130H16V133H13V134H11V136H10V133H8L9 135L7 136L6 134H4V136L2 135V133L0 134V139L1 138H3V140L4 139H6V142H5V140H4V143H3V141H2V139H1V142H0V144L2 143V145L4 146H2V145H0V151L2 152V148H8V150H4V152H2V153H0L1 155H0V264H43L42 262L44 261H42L41 262V258H42V256H43V254H44V252H43V254H42V252L40 251V250H42V249H44V251H45V249L46 250H51L53 247H55L56 246V250L53 248L52 250H53V252L55 251H58V252H56L57 253V255H59L58 253H59V251L60 250H57L60 246L62 247V246H64V248L66 249V248H70V249H72L71 251L72 252H70V250H66L65 251V253H68L69 252V256H71L72 254H70V253H73V251H74V254H75V251L77 252L75 255L73 254L72 255V257H71V259L73 258V256H76V257H74L73 258V260H72V262L73 263H70L69 261H70V259H66L65 260V263L66 264H68V263H70V264H93V262H92V259H94V262H95V264L98 262V260H99V262H101V264L103 263V261L104 260H106V259H104V258H107L108 256L110 257V256H113L116 260H114V261H117V263L118 264H264V146H263V144H264V137H260L261 138V140H260V138H259V135L260 136H264L263 134L261 135V132H260V134H259V130L258 131H255L256 133H251V130L253 129L252 127V129L250 128V124L248 125V124H246V118L247 117H245L244 116V118H245V123H243V125H241V123L243 122V119H241V118H239V116H237L238 118V121L236 120V117L234 116L236 113H238V111L240 110H238V108L239 107H241V105L244 107V104H240V106H238V104H237V106L238 107H236L235 105H232V108L231 109H229V108H227L226 107V105H227V101L225 102V104L226 105H224V106H220V105H222L221 104V102L224 104V100L225 99H222L223 97H224V95L226 94L227 95V93H229L230 92V90L232 89H228L227 90V93H225L226 91H224L223 92V94H222V90H220V87L221 86H219L221 83V80L220 79H222V76H224V74L221 76V74L222 73H220L219 75L217 74V71H216V73L213 71V70H210L209 68H207V66L205 67L204 65H203V67H201L200 68V63H199V65H198V62L196 63V62H189V64H185L184 63V61H182V63L183 64H180V61L179 62H177V63H179V64H174L175 66H173V68H172V70L174 69V67H175V69L177 70V72H176V70L174 71L173 70V72H176L177 74H178V70H184V69H186V70H188V71H190V73L192 74V76L194 77H198V78H203V80L204 81H206V83H204V85H206L207 86V89H209V91H205L206 92V94L204 93V91H203V94H204V97H205V95H206V97H208V99H206L207 100V102H209L210 104H208L205 100H204V97L203 98H201V99H203V101H205L206 102V104H208V105H210V107L212 108L213 106V104H216V103H218L219 104V102H220V104L218 105V109H216V112H215V110H214V113H213V110L211 111L210 109L211 108H209V106L207 107V106H205V108H204V106H202L201 104H203V101L201 100V99H198V100H196L198 103L200 102V101H202V102H200L201 104H198V106L197 105H195L194 104V101H192V97H191V99L190 98H186V97H184L183 96V98H184V100H182V103L183 104H185V105H187V104H189L190 102H191V104H190V107L192 108H190V109H187V108H189V107H187V106H189V105H187L186 107L187 108H182L181 109V107L182 106H185V105H183L182 103V105L180 106V105H178V106H180V108L179 107H177V105H175L177 108H175V106H173L174 104L171 102L170 104H171V107L173 106L174 107V109H173V107H172V109H170L169 111L167 110V108L168 107H170V105L168 104L169 102H167V100L168 99H166V97L165 96H167L168 95V93H171L170 91H171V89H172V87H170V85H166V82L167 83H170L171 81L172 82H174V81H176V79L179 77V76H177V78H176V76H174V75H177L176 73L174 74V73H172V74H174L173 76L176 78H174L173 80H170L169 82H168V78L167 77H165V75L163 76V78H164V80H165V78H167V81L165 82L162 78H161V76H162V74H161V72H162V69L160 68V71H159V73H160V75H159V73H158V75L156 74L157 73V71H156V68H155V66H156V63H158V62H156L155 64H153V62L154 61H152L150 64V66H152V68L150 67L149 69H152V73H155L158 77L160 76V79H162L164 82H165V85L166 86H168L169 88H170V91H169V89H168V92H167V90H166V93H167V95H165L164 93H165V88L164 87H162V83L161 82H163V81H160V79H159V81H160V83L161 84H159V83H157L158 82V80L156 81V83L154 82L155 80L153 79L154 77H156V75H154V74H147V73H145V74H147L148 76H146L145 74H144V76H142L143 75V73L144 72H147V70H148V64H147V66L146 65H144V66H146L147 67V70L146 71H144V70H140V72L142 71V73H141V75H140V73H139V68L137 67V66H135L133 63H131V65L129 64L130 63V61H128L127 60V62L125 63V64H120V66H122V72L121 73H124V75H127L128 74V76H127V78H126V76H124L125 78H126V80L124 81V79H123V81H121V82H119L120 80L119 79H122V78H120V77H118L117 76V74L114 76V77H118L119 79V81L117 80V82H116V78H115V81L114 80H112L111 78H109L110 77V75H108L107 76V78H106V80H105V78H103L104 76L106 77V75H99L100 73H102L100 70H102V71H104L103 73L105 74V72H106V70H108V68H111V67H114V65H112L111 64V66H110V64L108 65V64H106V66H105V64L104 65H100V67L102 68H100L99 66H96V65H94L95 67H98V68H100V69H97L96 70V72L98 71L99 72V74H98V72H97V74L95 73V75L96 76H92V75H94V74H92V73H94L93 71L94 70H88V67H87V65L88 64H85V63H87V60L88 59H90V58H88V59H86V56H85V58L84 59H86L85 61L83 60V58L81 59V60H83L82 62L81 61H79V60H77V58H76V56H78V55H76L74 58L73 57H71V56H74V55H71ZM107 53V54H108ZM115 53V52H114ZM114 53H111V54H113L114 55V57H115V54ZM213 53V52H212ZM5 54V53H4ZM10 54V53H9ZM14 54V53H13ZM16 55V58L17 57H19V55ZM58 54H60V52L58 53ZM58 54H56V55H58ZM73 54V53H72ZM104 54H105V52H104ZM258 54V53H257ZM11 55V54H10ZM15 55V54H14ZM25 55V54H24ZM86 55V54H85ZM112 55V56H113ZM118 55V54H117ZM201 55V54H200ZM249 55V54H248ZM251 55V54H250ZM250 55L249 56H245L246 58H248L249 59V57H250ZM8 56V55H7ZM7 56H5L6 58H8ZM13 55H11V57H12ZM20 58L22 59V55L20 54ZM50 55H48V57H49ZM107 56H109V55H107ZM216 56V55H215ZM254 56V55H253ZM42 57H44V55L42 54ZM51 57V56H50ZM50 57H49V59L47 58V60H50ZM80 57V56H79ZM82 57V56H81ZM80 57V58H81ZM117 57V56H116ZM118 57H119V55H118ZM201 57V56H200ZM213 57V58H212ZM3 58V56H1V59ZM5 58V59H6ZM10 58V57H9ZM14 58V57H13ZM19 58V59H20ZM34 58V57H33ZM52 58V59H53ZM113 58V57H112ZM177 58V59H178ZM216 58H217V56H216ZM251 58V57H250ZM253 58V57H252ZM258 58H260V57H258ZM261 58H263V57H261ZM5 59H2V60H5ZM40 59H41V57H40ZM39 59V60H40ZM46 59V58H45ZM51 59V60H52ZM79 59V58H78ZM120 59V57L118 58V60ZM192 59V58H191ZM243 59H245V58H243ZM255 59H256V62H257V64H258V61H257V58L255 57ZM2 60H1V62H2ZM8 60V59H7ZM10 60H12V59H10ZM15 60V59H14ZM13 60V61H14ZM26 60V59H25ZM25 60H23V61H25ZM38 60V59H37ZM38 60V61H39ZM43 60H44V58H43ZM42 60V61H43ZM63 60V61H64ZM112 60H114V59H112ZM117 58H116V63H117ZM121 60V59H120ZM217 61H218V59H216ZM250 60V59H249ZM254 60V59H253ZM252 60V61H253ZM260 60V59H259ZM262 60V59H261ZM22 61V62H23ZM33 61V62H32ZM36 61V62H35ZM53 61H54V59H53ZM52 61V62H53ZM121 61H123V60H121ZM126 61V60H125ZM251 61V60H250ZM1 62H0V64H1ZM4 62V61H3ZM9 62V61H8ZM12 62V61H11ZM16 62V61H15ZM30 62H32V64L30 63ZM49 62V61H48ZM51 62V63H52ZM85 62V63H84ZM129 62V63H128ZM200 62H202V61H200ZM244 62V61H243ZM242 62V63H243ZM248 61L246 60V62H245V64L247 63ZM264 62V61H263ZM18 63V62H17ZM34 63H35V65H34ZM50 63V62H49ZM80 63V64H79ZM84 63V64H83ZM115 63V64H116ZM119 63L120 62H118V64H116L115 65V69L117 70V68L118 67H120L119 66ZM187 63V62H186ZM239 63V62H238ZM249 63H251L252 64V62H248V65H249ZM262 63V62H261ZM4 64V63H3ZM14 63H12V65H13ZM38 64V65H37ZM53 64V63H52ZM129 66H128V65ZM132 64L136 67V68H138L137 70H134V67L132 66ZM159 64V63H158ZM203 64V63H202ZM237 64V63H236ZM250 64V65H251ZM14 65H16V64H14ZM47 65V64H46ZM90 65V64H89ZM88 65V66H89ZM93 65V64H92ZM118 65V66H117ZM123 65H125V67L123 66ZM128 67H133L132 69L131 68H129V70L128 71H130V72H124V69L125 68H127V66ZM163 65H162V67H163ZM164 65V66H165ZM216 65V64H215ZM240 65V64H239ZM247 65V64H246ZM247 65V66H248ZM253 65V64H252ZM251 65V66H252ZM254 65H255V63H254ZM253 65V66H254ZM259 65V64H258ZM17 66H19V68H20V65H17ZM49 66V65H48ZM47 66V67H48ZM50 66H51V64H50ZM91 66V65H90ZM90 66H89V68H90ZM93 66V67H94ZM110 66V67H109ZM116 66H117V68H116ZM247 66H246V69L247 70H250L249 69V67L247 68ZM263 66V67H262ZM27 67V68H26ZM46 66H45V68H47ZM92 67V66H91ZM124 67V68H123ZM146 67H144V68H146ZM154 67V68H153ZM157 67V66H156ZM222 67V66H221ZM220 67V68H221ZM240 67V66H239ZM260 67V66H259ZM261 67L263 68V70H264V65H261ZM19 68H17V71H18V69ZM106 68V69H105ZM143 68V69H144ZM164 68V67H163ZM251 68V67H250ZM257 68V67H256ZM255 68V70L253 69V70H250L251 72L249 73V74H251V79H252V81H251V79L249 78L247 81H251L252 82V85H253V87L255 86V84H257V86H258V83L260 84L259 86H258V88H262L261 86H263V89H262V93L261 94H259L260 93V91L258 92V96H260L261 98H262V96L261 95H264V83L263 82H260V81H263V80H261V78H259V76L258 75H260V77H262L261 75H262V73L264 72H262L261 70V74H258L260 71H259V69H258V71H257V69ZM23 69V70H24ZM41 69H43L44 71H46V72H44V71H42L43 73H41L40 72V70ZM51 69V70H52ZM115 69H113L112 68V71L113 70H115ZM128 69V68H127ZM153 69H155L154 71H156V72H153ZM165 69H168V68H165ZM170 69V68H169ZM219 69V68H218ZM224 69V68H223ZM245 69V70H246ZM1 70V69H0ZM13 70V69H12ZM246 70V71H247ZM14 71V70H13ZM21 71H22V69H21ZM54 71V70H53ZM53 71H51L52 73H51V75H53ZM109 71H111L110 69L106 72V73H109ZM120 70L118 69V71H116L115 73H117V72H119ZM125 71H126V69H125ZM131 71L132 72H134V74H130L131 73ZM137 71V72H136ZM144 71V72H143ZM150 71V70H149ZM171 71V70H170ZM222 71V70H221ZM5 72V71H4ZM3 72V73H4ZM16 72V71H15ZM92 72V73H91ZM167 72H169V71H167ZM6 73V72H5ZM37 73H39V74H37ZM44 73L46 74L45 76H43L44 75ZM91 73V74H90ZM120 73V74H121ZM137 73H139V74H137ZM149 73V72H148ZM164 73V72H163ZM166 73V72H165ZM188 74H189V72H187ZM55 74V73H54ZM113 74H114V72H113ZM182 73H179L178 75H180V77H182L180 80L182 81V85H183V83L185 82V84H186V82L188 83V81L189 80H187V81H184L186 78H184V76L186 75L184 72H183V74H185V75H181ZM2 74L0 73V76H1ZM28 75V74H27ZM31 75H33V78L31 77ZM149 75H151L152 76V78L150 77V79H152L151 80V84L150 83H148V82H150V81H148V79H147V77H149ZM154 75V76H153ZM166 75H168V73H166ZM218 75V76H217ZM230 75H231V73H230ZM3 76H5V79H7V78H9V77H7L6 75H3ZM56 76V77H55ZM103 76V77H102ZM121 76V75H120ZM142 76V77H141ZM169 76H170V74H169ZM172 75H171V77H173ZM216 76L217 77H221L220 79L219 78H217V80H216ZM227 76V75H226ZM249 76V75H248ZM7 77V78H6ZM13 77V76H12ZM47 79H49V80H51L50 82V84H49V82L46 80V78ZM96 77H99V78H103L102 80L101 79H97ZM112 77V76H111ZM146 77V78H145ZM158 77H156V78H158ZM225 77V76H224ZM4 78V77H3ZM3 78H1V81L3 82ZM147 79V80H145V79ZM170 78V77H169ZM184 78V79H183ZM189 78H190V76H189ZM189 78H187V79H189ZM19 79V78H18ZM41 79H43L42 81H41ZM109 79V80H108ZM112 80V82H111V80ZM171 79V78H170ZM194 79V78H193ZM199 79V80H200ZM218 79H219V81L220 82H217L218 81ZM224 79V78H223ZM260 79V81H258ZM8 80V79H7ZM6 80V81H7ZM13 80H15V79H13ZM23 79H21V81H22ZM154 80V81H153ZM180 80H177V83H178V81H180ZM202 80V79H201ZM226 80V79H225ZM0 81V83L3 85V83L5 82V80H4V82L2 83ZM12 81V79L10 80V82ZM16 81V80H15ZM14 81V82H15ZM180 81V82H181ZM192 81V80H191ZM191 81H189L190 83L189 84H193ZM195 81H196V78H195ZM194 81V82H195ZM223 81V80H222ZM227 82H228V80H226ZM8 82V81H7ZM4 83L5 85L6 84H9V82L8 83ZM14 82H12V84H11V86H8L9 88L7 89V85L5 86H3L4 88H2V85L0 84V94L1 95H5V97H6V95L8 96V98H9V100H11L12 101V99H11V96H12V94L15 92L16 93V95H18L17 93H19V95H21V96H24V97H21L22 99H20V100H18V96H15V97H17V100L15 99V97L13 98V101H15V102H17V101H19L18 103H14L13 101V103L11 102L10 104H9V112L11 113L10 115L13 117V115L12 114H14V117L15 116H19L20 115V113H22V112H24L25 113V111H26V105H24L26 102L28 103V100L27 99H29V98H27L28 96H27V94L25 95H23V93L22 94H20V92L18 91L19 89H16L17 88V86H19V84L16 86V84L14 83ZM46 82H48V84H45ZM109 82H111L112 84H110ZM115 82V83H114ZM143 82V83H142ZM147 82V83H146ZM164 82H163V86H165L164 85ZM199 82V81H198ZM201 82V81H200ZM43 83V82H42ZM146 83V84H145ZM152 83L154 84V85H152ZM176 83V84H177ZM220 83V84H219ZM228 83H230V81L228 82ZM241 83V82H240ZM239 83V85H242L243 87L245 86L244 85V83H241L240 84ZM248 85H247V87H251V84H249L248 82H246ZM9 84V85H10ZM21 84V83H20ZM27 84H29V83H27ZM108 84H110V85H108ZM142 84H144V85H142ZM156 84H158V86L160 85V87L163 89H159V87L158 86H156L157 88H153V86H155ZM176 84H174L175 86H176ZM184 84V85H185ZM202 84H203V81H202ZM222 84H224L225 85V82H223ZM232 84V83H231ZM30 85V84H29ZM179 85V84H178ZM181 85V84H180ZM181 85V86H182ZM183 85V86H184ZM187 85V84H186ZM200 85V84H199ZM198 84H197V86H196V89H194L195 91H194V93L195 92H199V93H201L202 94V92H200V90H204V87H203V89H202V87H201V85L199 86ZM224 85H223V87L222 88H225L224 87ZM234 85V84H233ZM239 85H236L235 84V86H239ZM174 86V87H175ZM180 86V87H181ZM182 86V87H183ZM189 86V85H188ZM192 86V85H191ZM200 87V89H198L199 87ZM206 86H205V89H206ZM257 86H256V88L254 87V88H250V90H251V93H250V91H247V92H249L248 93V95L250 94V95H252L253 96V92H255L254 90H256L257 89ZM21 87H22V85L20 86V89H21ZM25 87V86H24ZM31 87V86H30ZM29 87V88H30ZM144 87V88H143ZM148 87V90H150L151 88L154 90H156L157 92H158V95L159 94H161V93H159V92H161V90H162V92H163V94H161V95H163L164 97H165V100H164V98L162 97H160L161 95H157L154 91L152 92V90H150L149 92H146V91H148V90H146L145 91V89ZM150 87V88H149ZM176 87H178V86H176ZM176 87H175V89H173L172 91H174V90H176ZM194 87H195V85H194ZM198 87V88H197ZM246 87V88H247ZM28 88V89H29ZM33 88V87H32ZM31 88V89H32ZM188 88V90H189V88H191L190 86L189 87H185V90H183L184 92H186V93H184V92H182V91H180V90H182L181 88L180 89H178V90H176V92H180V94H181V92H182V94L184 93L185 94V96L187 95V92H189L188 90L186 91V89ZM230 88V87H229ZM9 89H16L18 92H16V90L12 93V91L10 92L9 91ZM184 89V88H183ZM212 91H211V90ZM234 89V88H233ZM253 89V90H252ZM24 90H26L27 91V88L26 89H24ZM224 90V89H223ZM33 91H34V89H33ZM36 91V90H35ZM38 91V92H39ZM258 91V90H257ZM257 91L254 93L256 96L255 97H253L254 98V100H256V98L258 97L257 96ZM21 92H22V89H21ZM29 92V91H28ZM27 92V93H28ZM37 92V91H36ZM35 92V93H36ZM140 92V93H139ZM152 94H156L155 95V97H154V95H151V93ZM191 92H192V89H191ZM219 92H221L220 94H218ZM241 92V91H240ZM246 93L245 91H242V93ZM132 93V94H131ZM141 93L143 94V95H141ZM173 94H177V93H175V92H172ZM193 93V92H192ZM196 93V94H197ZM209 93H210V95H212V96H208L209 95ZM133 94H135V95H133ZM148 94V95H147ZM181 94V95H182ZM183 94V95H184ZM196 94L194 95L195 97H196ZM203 94H202V96H203ZM215 94H218V95H215ZM234 94V93H233ZM233 94H231L230 93V95H232L231 97L233 98H231V100H233L232 102H234L235 101V99H234V97H233ZM247 94V93H246ZM0 95V96H1ZM14 95V94H13ZM127 95H130V96H127ZM132 95L133 96H135L134 98L132 97ZM141 95V96H140ZM151 95V96H150ZM175 95H173L174 97H175ZM180 95V98H182V96ZM199 95L200 94H198V97H199ZM225 95V96H226ZM229 94H228V97L230 96ZM249 95V99L251 98V96ZM34 96V95H33ZM171 96V95H170ZM172 96V97H173ZM235 96V95H234ZM2 97H4V96H2ZM20 97V96H19ZM30 97V96H29ZM136 97L138 98V101L136 102ZM160 97L162 100H158V102H157V100L156 99H158V98ZM168 98H169V95L167 96ZM169 98L170 100L171 99H173V98ZM178 97H179V95H178ZM177 96L175 97V98H178ZM244 98L246 97V95L245 96H243ZM242 97V99L244 100V98ZM260 97H259V99H260ZM26 100V102L25 101H22V102H20L21 100H24V99ZM33 98V97H32ZM139 98H140V100H139ZM146 98L148 99V100H146ZM182 98V99H183ZM185 98L188 100H186L185 101ZM197 98V97H196ZM196 98H193V99H196ZM224 98H227V97H224ZM230 98V97H229ZM228 98V99H229ZM7 99V98H6ZM31 99V98H30ZM34 99V98H33ZM32 99V100H33ZM130 99V100H129ZM132 99H134L133 101H132ZM144 99H145V101H144ZM221 99V100H220ZM247 97H246V101H247ZM248 99V100H249ZM264 99V98H263ZM62 100V101H61ZM166 101V102H164V103H166L167 105H169V106H166V104H164L163 102H161V101ZM170 100H168V101H170ZM180 100V102H181V99H179ZM191 100V101H190ZM217 100H218V102H217ZM231 100L229 99V101L231 102ZM241 100V98H239V101ZM243 101V102H245V104H246V101ZM250 100H252V98L250 99ZM4 101V100H3ZM63 101H66V102H63ZM135 101V102H134ZM171 101H173V100H171ZM178 101V100H177ZM236 101H237V99H236ZM235 101V102H236ZM238 101V102H239ZM257 101V103L260 101L261 102V104L263 103L264 104V101L261 99V100H256ZM263 101V102H262ZM10 102V101H9ZM25 102V103H24ZM30 102V101H29ZM174 103H176L175 102V100L173 101ZM179 102V101H178ZM179 102V103H180ZM186 102V103H185ZM248 102V101H247ZM252 102H253V100H252ZM260 102H259V104L258 105H256V106H253L251 103H250V101L248 102L249 103V105H248V107L251 105V108H252V106L253 107H255V109H258V107L261 105L260 104ZM1 103V102H0ZM6 103V102H5ZM19 103H22L23 105H21V104H19ZM33 103H32V105H33ZM80 103V104H79ZM158 103V104H157ZM179 103H176V104H179ZM237 103V102H236ZM240 103V102H239ZM242 103V102H241ZM254 103H255V101H254ZM3 104H4V102H3ZM29 104V103H28ZM31 104V103H30ZM195 106H194V105ZM229 104V103H228ZM233 104V103H232ZM262 104V105H263ZM1 105V107H2V104H0ZM160 106L159 108L160 109H162L163 107H162V105H165V108H163V109H165V110H159V108L158 107H156V108H154V107H152V106ZM194 107H196V110L195 109H193V106ZM203 105H205V104H203ZM217 105H214V107L216 108V106ZM231 105V104H230ZM255 105V104H254ZM6 106V105H5ZM29 106V105H28ZM138 106L139 107H141L142 106V108H141V110L143 109V111L146 113L147 111L149 112L150 110H152V112L153 113H151L150 114V116L152 115V118L148 115V112H147V114H146V116H148V117H150L151 118V120L150 119H148V117H146V116H144V122H141L143 119H141L140 117L142 116L143 117V113H142V111L141 110H139L138 111ZM146 106L148 107V108H146ZM149 106H151V107H149ZM199 106H202L201 108L199 107ZM220 106V107H219ZM228 106V105H227ZM235 108H234V107ZM33 107V106H32ZM31 107V108H32ZM85 107H87V108H90V110H92V108H93V110L90 112V110L88 109V111H89V113L90 114H87L86 115V117H85V114L86 113H88V111H86V110H84V108ZM145 107V108H144ZM167 107V108H166ZM170 107V108H171ZM230 107V106H229ZM247 106H245L244 107V109L246 108ZM247 107V108H248ZM263 106H261V109H263L262 108ZM6 108V107H5ZM26 108V109H25ZM34 108V107H33ZM152 108V109H151ZM197 108H200V112H198V109ZM204 108V110L205 111H207L208 109H206V108H209V111H207V112H204V111H201V109H203ZM215 108H212V109H215ZM225 108V109H224ZM248 109V111L249 110H252V109ZM7 109H8V105H7ZM29 109V108H28ZM62 109H68V110H70L69 112H71L72 111V113L74 114H76L77 113V115H76V118H77V116H78V118L77 119H73L74 117H72L71 116V118H70V115H72L71 113H70V115H68V117L66 118V117H64V116H67V112H68V110H66V112L64 113V111L62 112L61 110ZM86 109V108H85ZM134 109H135V114H136V112L138 111V112H140V114L138 113L137 115H140V117H139V119H138V116L137 115H133V113H131L132 114V116L131 117H133V116H136V117H133L134 119L132 120V119H130L129 120V118H126V117H128L129 115H130V113H127V112H129L130 110H132L133 112H134ZM235 109H237V112L236 113H234V110ZM241 109H243L242 107H241ZM244 109H243V111H244ZM1 110H3V108L1 109ZM5 110V109H4ZM12 112H11V111ZM30 110H32V109H30ZM34 110V109H33ZM32 110V111H33ZM38 110V111H39ZM137 110V111H136ZM145 110H147V111H145ZM154 110H155V112H159V113H157L156 115H160L161 117H159L158 116V118H159V121H156V120H154L155 119V115H153V114H155V112H154ZM157 110V111H156ZM159 110V111H158ZM188 110V111H187ZM190 110V111H189ZM192 110V111H191ZM194 110H195V113H193L192 114V112H194ZM230 110V111H229ZM232 110V111H231ZM259 110H260V107H259ZM38 111L36 112L35 110H34V113L32 114V119L33 120H35V122L34 123H32V124H35L34 126H38V130L39 129H41V127H40V124H41V122L42 123H44L43 121H45V119L44 118H46L45 117V115L43 116L42 114V116L40 115V114H37L38 113ZM86 111V113L85 114H83L84 112ZM173 111V112H172ZM183 111H187V112H183ZM236 111V110H235ZM242 111V110H241ZM241 111H239L240 113H243V112H241ZM245 111H246V109H245ZM244 111V112H245ZM255 111V110H254ZM256 111H258V110H256ZM260 111H262V110H260ZM8 112V111H7ZM68 112V113H69ZM171 112V113H170ZM201 112H204V116L205 117H208L209 118V120L208 121H210L211 123H208L207 122V118H205V117H203L202 115H203V113H201ZM253 112V111H252ZM264 112V111H263ZM4 113H6V112H4ZM93 113V114H94ZM246 113H248L247 111H246ZM246 113H244L245 115H246ZM254 113V112H253ZM252 113V114H253ZM66 114V115H65ZM83 115V117H85V119L84 118H81L80 117V115ZM162 114V115H161ZM164 114V115H163ZM202 114V115H201ZM239 114V113H238ZM237 114V115H238ZM243 114V115H244ZM251 114V113H250ZM263 114V113H262ZM10 115H8V116H10ZM25 115V114H24ZM81 115V116H82ZM88 115H90V116H88ZM124 115H126V117L124 116ZM169 115V116H168ZM242 115V116H243ZM0 116H1V114H0ZM10 116V117H11ZM29 116V115H28ZM93 116L91 117V118H93ZM185 116V118H183ZM225 116H227V117H225ZM241 116V115H240ZM259 116V115H258ZM6 117V116H5ZM19 117H21V115L19 116ZM42 117H44V118H42ZM48 117V116H47ZM79 117H80V119H79ZM103 117V118H104ZM106 117H108V118H106ZM130 117V118H131ZM146 117V118H145ZM164 117H165V119H164ZM218 117V118H217ZM261 117H264V116H261ZM4 118V117H3ZM29 118V117H28ZM70 118V119H69ZM95 118V120H96V124L97 125H99L98 123H97V121H99V120H97ZM136 118V119H135ZM161 118H163L164 120H161ZM23 119V118H22ZM25 119V118H24ZM78 119L79 120H83V122L82 121H79V123H78ZM127 119V121L126 122H124L123 120H126ZM141 119V120H140ZM148 119V123H152V121L153 122H157L158 124H160V122L162 123V122H164V124H160L161 126L160 127H158V125H157V127L158 128H156L155 127V130H151V129H148V128H150V125L148 124V123H146L145 122V120H147ZM156 119H157V116H156ZM182 119H183V121H182ZM4 120V119H3ZM3 120H2V122H3ZM21 119H19L18 121H20ZM29 120V119H28ZM31 120V119H30ZM89 120H91L90 118H89ZM93 121H91V122H93V123H90L91 125L93 124V126H94V119H92ZM104 119H102V121H103ZM112 121L111 122V124L112 123H115L116 121ZM134 120H136L135 122H134ZM165 120H166V122H165ZM220 120V121H219ZM240 120V121H239ZM11 121V120H10ZM12 121H13V118H12ZM22 121V120H21ZM20 121V122H21ZM102 121H100L101 123H100V126H101V124H102ZM110 121V120H109ZM122 121V122H121ZM149 121H151V122H149ZM185 121H187V122H185ZM193 121V122H192ZM250 121V120H249ZM256 121V120H255ZM259 121V120H258ZM261 121V120H260ZM9 122V121H8ZM14 122H17V120L15 121L14 120ZM25 122V121H24ZM23 122V124H26V122H27V120H26V122L24 123ZM88 122H90V121H88ZM134 122V123H133ZM192 123V126H190L191 125V123ZM238 122H241L240 123V127L241 126H243L244 127V130H245V127L247 128L248 126H249V128H247V130H245L244 131V133H247V134H249V132L251 133L250 135L252 136V134H253V136L252 137H254V135L256 136L257 135V132H258V135L256 136V138H252L250 135H249V137L250 138H252L251 140H250V138H248L247 136V134H245L246 136H244V133H243V131L242 130H240V128H239V126H238ZM11 123V122H10ZM30 123H31V121H30ZM40 123V124H39ZM86 123V122H85ZM109 123V126H110V122H108ZM108 123L106 122V125L107 126H105V125H103V124H105V122L103 121V124H102V126L104 127H102L103 129H102V131L104 130V129H107V130H109V128H108ZM143 123H146L145 125H149V127H144L143 125ZM168 123V124H167ZM188 125V126H186V124ZM194 123V124H193ZM206 123H207V125H206ZM237 123V124H236ZM256 123V122H255ZM38 124V125H37ZM45 124H46V121H45ZM87 124V126L88 125H90L89 123H86ZM86 124H84L85 126H86ZM95 124V125H96ZM126 124H128V123H126ZM128 124V127L127 128H129V127H133V126H130ZM174 126H173V125ZM244 124L246 125V126H244ZM258 124V123H257ZM257 124H255V125H257ZM10 125V124H9ZM13 125H15V124H13ZM27 125H29L28 123H27ZM44 125V124H43ZM48 125V124H47ZM50 125H51V122H50ZM147 125V126H148ZM153 125H155V123H153L152 124V129H153ZM173 126V127H171V126ZM209 125V126H208ZM211 125H213V126H211ZM248 125V126H247ZM16 126H18V124L16 125ZM29 126H31V125H29ZM34 126L32 127V128H34ZM46 126V125H45ZM52 126H50V128L52 127ZM85 126H84V128H85ZM99 126V127H100ZM116 126V127H115ZM127 126V125H126ZM126 126H125V129H126ZM190 126V127H189ZM258 126V125H257ZM11 127V126H10ZM48 127H49V125H48ZM47 127V129H49V131L51 130L50 128H48ZM91 127V126H90ZM98 128L97 126H94V127H91L92 129L93 128ZM106 127V128H105ZM122 127H124V124H123V126ZM121 127V128H122ZM243 127L241 128V129H243ZM37 128V127H36ZM35 128V130H37ZM63 128H66V129H68L67 131H66V129H64L63 130ZM89 128V127H88ZM91 128H89L90 130H91ZM101 128V127H100ZM100 128H98V129H100ZM130 128V129H131ZM139 128V127H138ZM261 128V127H260ZM5 129V128H4ZM20 129V130H19ZM42 129H43V127H42ZM41 129V130H42ZM46 129V128H45ZM85 129H87V128H85ZM89 129H87V131L89 130ZM124 129V130H125ZM249 129H251V130H249ZM10 130H11V128H10ZM30 130H31V127H30ZM34 129H32V131H33ZM61 130H63V133H62V131ZM89 130V131H90ZM123 130V131H124ZM128 130V129H127ZM145 130L147 131V133L145 132ZM176 130H178V131H176ZM263 130H264V128H263ZM263 130H260V131H263ZM7 131V130H6ZM13 131V130H12ZM45 131L46 130H44L43 129V131L42 132H44L45 133ZM48 130H47V134L48 135H50V133L51 132H49ZM65 131H66V134H65ZM73 131V132H74ZM86 131V130H85ZM92 131H96V129L95 130H92ZM91 131V132H92ZM105 131V130H104ZM121 131H122V129H121ZM129 131V130H128ZM155 131V132H154ZM247 131V132H246ZM253 131V130H252ZM8 132V131H7ZM18 132H20V133H18ZM27 132V131H26ZM37 131H35V133H36ZM63 134H61V133ZM72 132V131H71ZM152 134H151V133ZM6 133V132H5ZM30 133H28V134H30ZM33 133H34V131H33ZM39 132H37V134H38ZM89 134H90V132H88ZM100 133V132H99ZM98 133V131H97V134H99ZM137 135H136V134ZM148 133H150V134H148ZM178 133H181L180 135L178 134ZM40 134H42L41 132H40ZM53 134H54V136H53ZM61 134V135H60ZM66 135V137H65V135ZM73 134V133H72ZM77 134H79V133H77ZM83 134V133H82ZM81 134V135H82ZM85 134H86V132H85ZM101 134V133H100ZM135 134V135H134ZM148 134V135H147ZM157 134V135H156ZM209 135L210 134V136L212 135V138H210L209 139V137H207V135ZM1 135H2V137H1ZM39 135V134H38ZM74 135V134H73ZM128 135V134H127ZM142 135V134H141ZM147 135V136H146ZM10 136V137H9ZM41 136V135H40ZM39 136V137H40ZM43 136V135H42ZM41 136V137H42ZM57 136V137H56ZM80 136V135H79ZM90 137H91V135H89ZM102 136V135H101ZM108 136V135H107ZM5 137V138H4ZM26 137V138H25ZM38 137V138H39ZM40 137V138H41ZM44 137V136H43ZM49 137V136H48ZM75 137V136H74ZM86 137V136H85ZM184 137V138H183ZM186 137H187V139H189L188 140V142L191 140V143H190V145H192L191 147H193V146H198L197 148H201V146H202V151L200 150L199 152H200V154H199V152H198V156L200 157V159L199 160H197L198 158V156L196 157L197 159H195V161H194V158H195V155H194V157H192L193 158V161H191V158H190V156L191 155H193V152L195 151V150H197V148L195 149V150H193L192 151V149H194V148H192L191 150H190V148H187L186 146L188 145V142L186 141ZM193 137V139L194 140H192L191 138ZM8 138L9 139H12L11 141L9 140L8 141ZM76 138H78V137H75V139ZM82 138V137H81ZM205 138H208L209 139V141H208V139L207 140H203L204 141V143L202 142V145L201 146H199V145H196V144H198V143H200L201 144V142H200V140L202 141V139H205ZM259 138V139H258ZM30 139V138H29ZM42 139V138H41ZM49 139V138H48ZM51 139V140H52ZM60 139H62V140H64L63 138H60ZM59 139V141L57 140L56 142H60L61 140ZM80 139V138H79ZM93 139H96L95 137L94 138H92V140ZM185 139V140H184ZM53 140L52 141H50V143L52 144L53 143ZM96 140H98V139H96ZM196 140V141H195ZM258 140V141H257ZM20 141V142H19ZM27 141H29L28 143L30 144V145H27ZM54 141V142H55ZM143 141V142H142ZM154 142V143H151L152 145H150V142ZM162 141H164V143L166 144H163V142ZM186 142L187 143V145L186 146H184V145H182V144H184V143H182L181 144V142ZM194 141H195V144H194ZM257 141V142H256ZM260 141L261 142H263V144H261L260 143ZM40 142V143H41ZM48 142H49V140H48ZM47 142V143H48ZM62 142V141H61ZM60 142V143H61ZM117 142V143H116ZM124 142V143H125ZM129 142V141H128ZM138 142V143H139ZM168 142V143H167ZM179 142H180V144H179ZM197 142V143H196ZM217 142H221V146L223 145L224 146V148H223V150L221 151L220 150V148H222V147H220V148H218V146H220V143H217ZM21 143V144H20ZM33 143H32V145H33ZM39 143V144H40ZM50 143H49V146H50ZM59 143V144H60ZM71 144H72V142H70ZM93 143H95V144H97V145H95V144H93ZM106 145H105V144ZM113 143V144H112ZM115 143V144H114ZM135 143H137V142H134V144ZM139 143V144H140ZM156 143L159 145H156ZM162 143V144H161ZM185 143V144H186ZM223 143V144H222ZM254 143V144H253ZM255 143H259L258 144V148L255 146ZM41 144V145H42ZM71 144H69V146L70 147H72L71 146ZM101 144V145H100ZM104 144V145H103ZM138 144V145H139ZM177 146V149H176V146ZM179 146H178V145ZM53 145V144H52ZM55 145H56V143H55ZM85 145V146H86ZM109 145V146H108ZM131 145V146H130ZM141 145V144H140ZM208 145V144H207ZM259 145H261V146H263V147H259ZM2 146V147H1ZM54 146V145H53ZM53 146H51V148L53 147ZM60 146V145H59ZM58 146V147H59ZM61 146V147H62ZM67 146V147H66ZM81 146H83V145H81ZM112 148H111V147ZM130 146V147H129ZM135 146L136 147H139V146H137L136 144H135ZM134 146V147H135ZM161 146V147H160ZM163 146H165V148H166V150H165V148H163ZM168 146H170V147H168ZM182 146V147H181ZM184 146V147H183ZM39 147H40V145H39ZM75 147L73 146V148L75 149ZM101 147H103V149L101 148ZM105 147L107 148V149H105ZM110 147V148H109ZM114 147V148H113ZM122 147V148H121ZM160 147V148H159ZM188 147H189V145H188ZM5 148V149H6ZM46 148V147H45ZM53 148H56L55 149V151L57 150V146L55 147H53ZM67 148V149H66ZM96 148V147H95ZM101 148V149H100ZM170 149L172 152H173V154H171L170 152L171 151H169V154H171L170 156H169V154L168 153H166V151H167V149ZM175 148V149H174ZM187 148V150H185V149ZM40 149H41V147H40ZM43 149V148H42ZM49 149V148H48ZM87 149V150H86ZM105 149V150H104ZM111 149V150H110ZM114 149V150H113ZM168 149V150H169ZM180 149H181V151H180ZM79 150H82V151H87V153L85 152V154H82V152H80ZM108 150V151H107ZM138 150H140V147H139V149ZM177 150V151H176ZM222 152H220V151ZM5 151H7V152H5ZM42 151V150H41ZM43 151H45L44 149H43ZM42 151V152H43ZM47 151V150H46ZM52 151V150H51ZM55 151H53V153L55 152ZM58 151V150H57ZM109 151H113V153L111 152H109ZM122 153H121V152ZM124 151V152H125ZM183 151V154H185L186 153V151H187V153L188 152H190V151H192L191 153H188V155H187V153L185 154L186 156H189V158H190V162H193L192 164L193 165H191L190 164V162L189 161H187V160H189V158L187 159V158H185L184 160H183V158H184V155H181V152ZM185 151V152H184ZM198 151V150H197ZM50 152V151H49ZM136 152V153H135ZM160 152V151H159ZM177 152V154H179L178 156H175L176 153ZM205 152V151H204ZM52 153V152H51ZM59 153V152H58ZM148 153V152H147ZM153 153V152H152ZM241 153H242V155L244 154V156L247 158V159H250V158H248V156H250V153H251V156H253V157H255V158H251L250 159V162H251V160H255L256 158L258 159L257 160V162H259V163H253V162H249V161H242V160H245V158L243 157V156H241ZM47 154H49V153H47ZM55 154V153H54ZM135 154H139L138 156L136 155V156H133V155H135ZM158 154V153H157ZM195 154H197L196 152H195ZM119 155V156H118ZM144 155V160H143V157H141V156H143ZM159 155H157V156H159ZM233 157H232V156ZM237 156V155H239V156H241V157H239V156H237V157H239L240 159H239V161L240 162H238L237 161V159H235L234 157L235 156ZM38 156L42 159V164L40 163L41 162V159L40 158H38ZM52 156V155H51ZM183 156V157H182ZM185 156V157H186ZM216 156V157H215ZM250 156V157H251ZM50 157V156H49ZM55 157H56V155H55ZM123 157V158H122ZM128 157H129V159H128ZM139 157V158H138ZM153 157H154V160H153ZM155 157H156V159H155ZM145 158H146V160L147 161H145ZM205 158H207V157H205ZM209 158V157H208ZM216 158V159H215ZM244 158V159H243ZM38 159H40V162H39V160ZM55 159V158H54ZM53 159V160H54ZM58 159H61V158H58ZM113 159V161L115 160L116 162H118L117 164H116V162L114 163L113 161H111ZM153 160V163L151 162L152 160ZM187 159V160H186ZM50 160V159H49ZM52 160V161H53ZM63 160V159H62ZM135 160V159H134ZM151 160V161H150ZM159 160V161H158ZM165 160H161L163 163H165ZM183 160V161H182ZM207 160H209V159H207ZM260 160V161H259ZM58 161V160H57ZM64 161V160H63ZM148 161H150V162H148ZM158 161V162H157ZM72 162V163H73ZM111 162H113V163H111ZM178 162V163H179ZM184 162H186V163H184ZM187 162L189 163V164H187ZM40 163V164H39ZM45 163H46V161H45ZM48 163V162H47ZM54 163H55V160H54ZM65 163V162H64ZM120 163V165H118ZM129 163H128V165H129ZM149 163V165L147 166V164ZM156 163H158L157 165H156ZM200 163H202L201 162V160L199 161V164L198 165H201ZM207 163V162H206ZM38 164L39 165H41V166H39V168H38ZM51 164V163H50ZM56 164V163H55ZM54 164V165H55ZM67 164V163H66ZM65 164V165H66ZM70 164V163H69ZM113 164H115V165H113ZM143 164L145 165V167H143ZM257 164V165H256ZM259 164V165H258ZM57 165H58V163H57ZM60 165H61V163H60ZM125 165H127V161H126V164ZM130 165V166H131ZM173 165V166H174ZM179 165H175L174 167H176V166H179ZM193 166V167H191V166ZM209 165V167H211ZM45 167L47 166V164H45L44 165ZM59 166V165H58ZM63 165H61V167H62ZM67 166V165H66ZM74 166V165H73ZM111 166V167H112ZM134 166V167H135ZM41 167V168H40ZM47 167H50V165H48ZM68 167V166H67ZM118 167V168H117ZM125 167L126 166H124V168H123V166L121 167V168H123L124 170H122V171H125ZM147 167V168H146ZM66 168V167H65ZM68 168H70V166L68 167ZM73 168V167H72ZM126 168H128V167H126ZM130 168H132V166L131 167H129L128 169H130ZM160 168H163V170H164V172H162L161 170H159ZM166 168V167H165ZM178 168H181V166H179ZM201 168V167H200ZM203 168H204V166H203ZM39 169V170H38ZM41 169V170H40ZM112 169V168H111ZM127 169V170H128ZM135 169V168H134ZM146 169V170H145ZM202 169V168H201ZM200 169V170H201ZM205 169V168H204ZM206 169L208 170L209 168L206 166ZM75 170H77V169H75ZM132 170H133V168H132ZM145 170V171H144ZM168 171V173H169V175H167V178L169 179V177L170 178H172L171 176H174L172 179L174 180V182H175V184L177 185V183L178 184H182V185H179L180 186V188H179V186L177 185H175V184H173L174 182H171V183H169L170 182V180H166L167 178H166V175H165V173ZM194 170V171H193ZM213 170L215 171V173L213 172ZM222 170L220 171V173L222 172ZM226 170V171H225ZM71 171V170H70ZM74 171V170H73ZM72 171V172H73ZM91 171H90V174H92L91 173ZM109 171H110V169H109ZM161 171V172H160ZM166 171V172H165ZM181 172H184V171H182V169L180 170ZM204 171V170H203ZM51 172V173H50ZM55 172V171H54ZM63 172V171H62ZM65 172V171H64ZM66 172H67V170H66ZM74 172V173H75ZM108 172V171H107ZM134 172V171H133ZM142 172V173H143ZM187 172V173H186ZM205 172V171H204ZM45 173H47V175L45 174ZM87 173V172H86ZM117 173V174H118ZM143 173V174H144ZM161 173H164L162 176H161ZM176 173V172H175ZM210 173V172H209ZM81 174V173H80ZM82 174L84 175L85 174V172L83 173L82 172ZM103 174V173H102ZM139 174H141V173H139ZM142 174V175H143ZM177 174V173H176ZM184 174V173H183ZM197 174V175H196ZM202 174V173H201ZM206 174V173H205ZM208 174V173H207ZM211 174V173H210ZM130 175V174H129ZM155 175H157L158 176V178H161V180H162V183H161V180H160V182L158 181L159 179L158 178H155L156 176ZM165 175V176H164ZM209 175V174H208ZM212 175V174H211ZM210 175V176H211ZM67 176V175H66ZM65 176V177H66ZM128 176V175H127ZM127 176H125V177H127ZM181 176H182V174H181ZM184 176V175H183ZM183 176H182V178H183ZM188 176V177H187ZM190 176V177H191ZM207 176V175H206ZM260 178H262V179H259V177ZM74 177V176H73ZM108 177V176H107ZM120 177V178H121ZM129 177V176H128ZM144 177H145V175H144ZM187 177V178H186ZM223 177H224V179H223ZM53 178V179H54ZM87 178V179H86ZM96 178V179H95ZM157 180V182H156V180ZM177 178H179L178 180H180L179 182H178V180H177ZM195 178V179H196ZM209 178V177H208ZM66 179H67V177H66ZM77 179V180H76ZM89 179V180H88ZM110 179H111V177H110ZM114 179V178H113ZM126 179V180H125ZM137 179V180H136ZM139 179V180H140ZM207 179V180H206ZM217 179H219V180H221V181H223L222 182V184H219V183H221V181L219 182V183H217L218 181H217ZM60 180V181H59ZM88 180V181H87ZM112 180V179H111ZM125 182H124V181ZM197 180H195V182H198ZM216 181V183L217 184H214L213 182H215ZM53 181V180H52ZM58 181H59V183L61 182V183H67L66 184V186H70L71 188H67V187H64V185L63 186H60V184L58 183ZM72 183H71V182ZM87 181V182H86ZM128 183H127V182ZM146 181H148V182H150V183H152V184H150V183H147ZM153 181V182H152ZM172 181V180H171ZM177 181V182H176ZM208 181V182H207ZM81 182H83V181H81ZM112 182V183H111ZM124 182V183H123ZM130 182V183H129ZM138 182V183H137ZM142 182V184H144L143 186L145 187V188H147V189H145V188H142L141 186L142 185H140V183ZM156 184H155V183ZM164 182H166L167 183V185L168 186H166V183H165V188L164 189H166V190H163V185L162 184H164ZM194 182V179H193V181H192V183ZM207 182V183H206ZM59 184V186H56V184ZM69 183H71V184H69ZM80 183V184H79ZM86 183H87V186H86ZM126 183V184H125ZM147 183V184H146ZM161 183V184H160ZM169 183V184H168ZM189 183H190V185H189ZM224 183H226L225 185H223ZM57 184V185H58ZM89 184H91V183H89ZM131 184H133V186L131 185ZM138 184V185H137ZM149 184L153 187L152 189H151V187H149V189H151V191L148 189V186H149ZM156 186H158L156 189H154V187H155V185ZM171 184H173V185H175L174 187H170V186H173V185H171ZM62 185V184H61ZM74 186V185H76L75 186V190H73L74 188L72 187V186ZM113 185H112V187H113ZM119 185H122V186H120L119 187ZM130 186L131 188H129L128 186ZM148 185V186H147ZM160 185H162V186H160ZM183 185H185V186H183ZM111 186V185H110ZM141 187V189L142 190H144L145 189V191H146V194H147V196L149 197V195H151L152 196V194H155V192L157 191V193L155 194V195H159V197H160V195H161V197H162V195H166L164 198L165 199H171V198H173V202L176 200V198H177V195H173L174 193L176 194V192H179L180 190H181V193L180 194H182L183 195V193H184V200H185V203L184 204H179L180 202H177V206H169V207H167V209H165V206H166V204H164V207H163V205H162V203L160 202V201H162V200H160L159 201V199L161 198H159V197H157V199H158V202H157V199H156V201L153 199V198H142L140 195H145L146 196V194H141L143 191H141V189L139 188V194H138V187ZM147 186V187H146ZM182 186V187H181ZM197 186V187H196ZM223 186H225L224 187V189H223ZM82 187H83V185H82ZM113 187V188H114ZM132 187H135L136 189H134L133 188V190H134V192H137V194L136 193H134V192H132L133 190H131L132 189ZM162 187V188H161ZM176 187V188H175ZM178 187V188H177ZM183 187H184V190H183ZM79 188H80V186H79ZM109 188V187H108ZM129 188V189H128ZM170 188H172V189H170ZM175 189V191H174V193H173V191L172 190H174ZM182 188V189H181ZM233 188H235V190L234 191H231V190H233ZM154 189V191L152 192V190ZM179 189V190H178ZM200 189V188H199ZM128 190V191H127ZM156 190V191H155ZM182 190H183V192H182ZM208 190H205V191H207L208 192ZM211 189H210V191L209 192H211L212 191ZM129 191H131L133 194H136L137 195V197H138V199H137V197H136V199H130V198H128V197H126V195L127 194H129L130 192ZM144 191V192H145ZM150 191V194H148V192ZM161 191V194H159V192ZM189 191V190H188ZM204 191V192H205ZM213 191H212V193H213ZM194 192V193H193ZM125 193H126V195H125ZM167 193V194H166ZM173 193V194H172ZM132 194V195H133ZM178 194V196L180 195L179 193H177ZM190 194H195V196H196V194H197V198H195V199H199L200 201H202V202H200L199 201V204H197L196 202L198 201V200H195V201H193L194 199V196L193 197H191L193 200H191L189 197L191 196ZM214 194V193H213ZM53 195H58V198H57V200L55 199L54 200V196ZM155 195H153V196H155ZM171 195H173V196H175V197H171ZM182 195L181 196H179L178 198H182ZM146 196V197H147ZM169 196L171 197V198H169ZM187 196H189L188 198H189V200H191V201H189V203L187 204L186 203V199H188L187 198ZM168 197V198H167ZM222 197V196H221ZM71 198V199H70ZM163 198V197H162ZM163 198V199H164ZM177 198V199H178ZM182 198V199H183ZM212 198V197H211ZM219 198H220V196H219ZM224 198V197H223ZM181 199V200H182ZM221 199V198H220ZM71 200V202H68V201H70ZM180 199L178 200V201H181ZM184 200H182L183 202H184ZM226 200V201H225ZM55 201H57L58 203H60L59 205H57V208H58V206H60V208H59V211H61L60 209H62V215L60 216L59 214H56V204H55ZM187 201V202H188ZM229 201V200H228ZM68 202V203H67ZM119 202H122V203H125V205L124 204H122V205H124V206H121L120 204H119ZM167 202V201H166ZM169 202H171V201H169ZM172 202V203H173ZM193 202H195L194 204H193ZM207 203H209L210 205H211V203L213 202V201H206ZM219 202V203H218ZM57 203V204H58ZM165 203V202H164ZM175 203V202H174ZM182 203V202H181ZM207 203H205V204H207ZM62 204V205H61ZM170 204V203H169ZM201 204V205H200ZM203 204V205H202ZM209 204H207V205H209ZM213 204V203H212ZM168 205V204H167ZM209 205V206H210ZM196 206H198V207H196ZM199 206H201V207H199ZM229 207V208H228ZM202 210H201V209ZM212 208V207H211ZM214 208V209H215ZM218 208V207H217ZM215 209V210H218V209ZM227 208V209H226ZM206 211H205V210ZM53 210H56L55 211V214L54 215H59V218H58V216L56 217V219H57V221H56V219H55V224L53 223V221H52V217H51V214H53L52 213V211ZM212 210H213V208H212ZM214 210V211H215ZM230 210V211H229ZM58 211V212H59ZM202 211H204V212H202ZM225 212V211H224ZM262 214H261V213ZM260 213V214H259ZM53 215V216H54ZM55 218V217H54ZM77 238H82V239H84V241L83 242H80V241H82V240H80L79 242L76 240ZM79 240V239H78ZM98 245H102V246H98ZM95 246H98L99 248H97V250H94V249H96L95 248ZM105 247V250H103V252H106V253H101L100 252V254H106V255H104V256H106V257H103L102 255L100 256V254H99V252H98V249H100L101 247L104 249V247ZM94 247V248H93ZM64 248H62V252H60V254H61V256L59 257V258H57V261L62 257V253H64L63 251V249ZM102 248L100 249V251H102ZM59 249H61V248H59ZM51 250V251H52ZM96 251V252H94L95 254H96V257H94V258H92V254L90 253L91 251ZM92 251V252H93ZM47 252V251H46ZM52 252V253H53ZM54 252V253H55ZM108 252H111L110 253V255H108ZM52 253H50V251H49V253L48 254H50L49 256H50V258H49V260H48V257H46V259L48 260V261H50V259L54 262V259H52V257H53V255L51 256V254ZM56 253H55V256H56ZM65 253L63 254V255H65ZM82 253L84 254L85 253V255H87L88 253H90L91 255L90 256H87V258L88 257H91L90 259L91 260H89V261H91V263H89V262H87L86 260L85 261H83V257L80 259L79 257H78V254H81V256H83L82 255ZM93 253V254H94ZM40 254H42L41 255V257H40ZM99 254V258H97V255ZM68 254H66L65 256H67ZM84 255V256H85ZM89 255V254H88ZM108 255V256H107ZM64 256V257H65ZM34 257V258H33ZM68 257V256H67ZM100 257H102V258H100ZM108 257V258H109ZM44 258H45V255H44ZM43 258V259H44ZM56 258V257H55ZM69 258V257H68ZM108 258H107V260H108ZM112 258V257H111ZM110 258V259H111ZM141 258H142V260H141ZM145 258V259H144ZM148 258V259H147ZM151 258V259H150ZM33 259V260H32ZM95 259H98V260H95ZM101 259H104V260H102L101 261ZM146 259H147V261H146ZM149 259H150V261H149ZM30 260H32L33 262H31ZM62 260L64 261V258H62ZM62 260H59L58 262H61ZM69 260V261H68ZM106 260V261H107ZM113 260V259H112ZM144 260V261H143ZM52 261H50V262H52ZM106 261H104V263L105 264H112V263H114L115 264V262L113 261V262H111V263H109V260H108V262H106ZM111 261V260H110ZM149 261V262H148ZM50 262H49V264H50ZM52 262V264H55V263H53ZM55 262H56V259H55ZM63 262H61V263H59V264H62ZM65 263H63V264H65ZM103 263V264H104ZM116 263V264H117ZM45 264H46V261H45ZM47 264H48V262H47ZM58 264V263H57ZM100 264V263H99Z\"/></svg>",
	"mask_w": 264,
	"mask_h": 264
},
{
	"label": "rangeland",
	"instance_id": "obj_2",
	"mask_svg": "<svg viewBox=\"0 0 264 264\" xmlns=\"http://www.w3.org/2000/svg\"><path fill=\"white\" fill-rule=\"evenodd\" d=\"M16 1H18V0H13V1H12V0H0V2H1V3H0V8H1L2 5L4 4V6L1 8L2 11H1V9H0V19H1V20H0V30H1V31H0V32H1V33H0V37H1L2 41L4 40V41L2 42L3 44H5V42H7V39H8V42L5 44V46L2 45V43H0V62H1L2 59H5V58H6L5 56L8 55V56H7L8 58H6L5 60H2V62H1V64H0V69H1V70H0V73L2 74V75L0 76V81H1V78H3V77H4L3 79L5 80V82H4V80H3L4 83H6V82L8 81L9 84H10V83L12 84V82H14V81L16 80L14 83L16 84V86L19 84V86H17L16 89H19L18 91L20 92V94H22V93H23V95H24V94H25V95L27 94V96L29 95L30 97H29V96L27 97V98H29V99H27L29 104L26 102V100H25L24 98H23L24 100H21V101H20V102H22V101H25V102H26V103L24 102V103H25L24 105H26L25 107L27 108V109L25 108V109H26L25 113H24V112L20 113L21 117H19L20 115H19L18 117H17V116L14 117V114H12V115H13V117H12V116L10 115L11 113L9 112V104L13 101V98H14L15 96H18V100L22 99L21 97H24V96L19 95V93H17L18 95H16V93L14 92L16 89H9L10 92H11V91H12V93L14 92V93H13L14 95L12 94V96H11L12 101L9 100L10 97L8 98L7 95H6V97H5V95H1V94H0V95H1V96H0V102H1L0 104H2V107H1V105H0V114H1V116H0V134L3 132V133H2L3 136H4V134H6V135L8 136V135H9L8 133H10V136H11V134L16 133V130H14V129L17 128V130H18V128H20L22 125H23V126L25 125L24 127L22 126L23 129L27 126V127H29V131H28V130H26L27 132L25 131V129H28L27 127H26L23 131L20 130L21 128H20L19 130H20V132H22V134H23V132L25 131V133H27V134H24V135H25V136H26V135H29L28 137H29L30 139H29V138H26V137H27V136H26V137H25L26 139L22 140V139H23V137H22L21 142L23 141V142L25 143V140H30V141L32 140V143H33V140L35 141V138L32 137V139H31V136H30L31 133H32V136H33L34 134H36V135H34V136L37 137V138H36V141H38V142H39L40 140H43V138L45 139V136L47 135V137H46V139H45L44 141L47 140V142H48V140H49L48 143H47V142H43V144H42V142L40 141L41 143L39 142V143H40V144H39V143H37V142L35 141V143H37V145H38V146L36 145V146H37V147H36V146L34 145V143H33V145H32V143H31V145H30V144H29L30 142L27 141V145L32 146V149H33V147H34V149H35V147H36V148H37V149H36V150H37L36 152H38V153H36V154L41 153V154L39 155V156H41V158H42L43 154L45 153L44 156H43V157H44L43 160H45V159H47V158H48V159L45 160L46 163H45V161H44V164H42V159L38 156V158L41 159V162H40V159H38L39 162L43 165V166H42V167H43L42 169H44V170H41V169H40V170H41L40 172L45 171V172L48 173L47 168H48V169H50V168L53 169V171H51L52 173L50 172L51 174H53L52 176H55V175H56V176H55L56 178H54V177H53L54 179L51 178V179L53 180V181L51 180V182H53V183H52L53 185H54V183H55L54 181H57L59 178H62V176H63V178H64L65 180H68L69 178H70L69 180H71V178H72L71 181H73V180H74L73 178H77L76 176H77V173H78V174L80 175V176H78V178L81 177V179H80L79 182L82 183V184L79 183L80 185H78V181H73L74 183L77 182V187H78V188H76V190H77V189H78V190H83L82 188H87V187H89V185L92 186V182H93V181H92V182L89 181V183H91V184L88 183V186H87V183H86V186H87V187H85V183H84L85 180L82 179V178L85 177V176H87V177L89 176V178H90L91 175H92V178H90L91 180H92L94 177L97 178L98 175H99L101 179L105 180L104 182H106V180H107L108 178H109V179L107 180L108 183H109L110 181L115 180V181H114V184H116V183H115V182H116V178H118L117 180L120 179L119 181H117V184H116L117 187H118V182H120L121 179H123V178H126V179L129 178V181H131L132 178H133L134 176H137L138 178H139V176H140L141 179H140V178H139L140 180L138 179L139 182H140V181H142V182L144 181V180H142V178H143V179L146 178L145 180L150 181V180H149V178H150V177H149V176H150L149 173L151 172V175H152V173H153V172H152L153 170H151V171H149V172L146 171V172H147V175H148V177H149V178L147 179L146 172H145V173H144L143 171L139 172L140 170H142V168L139 170V169L136 168V166H135L134 164L131 165L133 161H136V162H137L136 165H138V164H139V161H140V158H139V157H138V158H139L138 161H137V158H136V157H133V158H132L133 161H132L131 163H129V162L131 161V159H130V160H127V159H126L127 156H126V158H125V156H124V161H125V160L127 161V165H125V164H126V161H125L124 165H120V163L118 164V165H120V166H119V167H120L119 169H122V170H124V169H123L124 166H126V167H128V168L132 166L133 170H132V168L128 169V168L125 167V171H122V170L119 171V172H123V173H124L123 175H125V176L128 175L129 177H128V176H127V177H125V176H122V177H121L120 175H122V174L116 172L117 169H114V171H111V170H113V166H112V164L110 165V168H109L110 171H109V169H108V170L105 169V171L102 172L103 174L101 173V174H96V175H94L95 173H93L91 170L88 169V170L86 171L85 169L80 168V166H79V168H78V167H75V164H74L73 161L68 160L67 158L61 157V154H60V153L62 152L63 149H65L64 146H62L63 144L67 145L68 143L71 144L70 142H72V144H71L72 147H70L69 144H68V147H67V146H66V147H67V148H72L73 150H76V149L78 150V149H79L78 147H81L80 149H82V150H83L85 147H86L87 149H89L90 146L92 145L90 142H93V141H96V142H97V141H100V142H101L102 140L105 141L106 139H108V141H106L107 143H108L109 141H111V140H110L111 138H110V139H109V138H105V140H104V138L102 139V137H103L104 135H106V134H107L108 136L106 135V136H104V137H109L111 132H112V133H111L112 136H113V135H116V134L118 133V132H117V131H118L117 129H119V128H120V129H119L120 131H119L118 134L123 135V133L121 134V132H124V134H125V132L127 131V133L125 134V136L123 135V137H125V138H126V136H128V137L130 136V137H131L132 135H131L130 133H128V132H131L133 129H135V126H133V125H136V124H132V125H130V124L132 123V122L130 123V121H131L130 119L133 120V119H134L133 117H136V116L131 117V116H132L131 113H133V115L135 114V109H134V112H133L132 110H130L129 112H127V113H130V115H129L128 117H126V115H124L126 118H129L130 121L128 122L127 119H126V120H123V121H124V122L127 121L126 123H128V124L130 123L129 125H130V126H133V127H132V128H131V127L127 128V127H128V124H126V123H122V125L119 126V128H118V123H120L119 121H120V119L122 120V118H120L119 121H118V120L116 121V120H114V119H111V118L106 117V118H108V119H106L107 121H105V117L101 115L102 119H104L103 121L105 122V124H103V121H102L101 118L97 119V118L95 117L96 115L98 116V114L94 113V112H96V111L93 110V108H92V110H93V111H92V110H90V108L85 107L86 109L84 108V110L88 111V109H89L90 112L92 111L91 114L89 113V111H88V113H86V111H85V112L83 113V114L86 113V114H85V117H86L87 114H90V115H92V116L95 115V114H96V115L93 116V118H91L92 116H91V117H88L87 121H84L83 124L81 123V125H83V129H84V130L82 131L83 134H82L80 131L77 132V133H79V134H77V133H75L76 131H74L73 129L70 130V129L68 128V129H69V130H68V129H66V128H63V130H64V129H66V131L68 130V134L70 133V134H71L70 136H73L72 138H73V140H76V142L79 141L80 145L77 144L78 142L76 143L75 141H72V140H71L72 138L69 137V135L67 136V138H66L67 140H66V141H65L64 136H62V137H59V139H60V138H63L64 140L60 139V140L62 141V142L60 141L61 143L59 142L60 144H59L58 142H56L57 140L59 141V139H58V137H57V136L59 135V134H58L59 132L55 134V133L53 132V130H52V129H53V126H52V122H53V121H51V120H52V119H51V115H50V114H49V115H46V114H44V112L41 113L42 111L40 112V110H39V109L35 106V104H34L35 101H36L35 98L37 99L36 103H39V102H38V99H39V97H41L40 95L38 96V94H40V91L38 90V88H39L38 85H40V84L44 85V82H45V81H42L43 79H41V81H42L43 83H42V82L40 83V81H38L39 84L36 85L35 87L33 86V85H35V83H33V85H32L31 83L33 82V80H36V78L39 79L40 77H42V74H40V75H41L40 77H34L35 79H33V80L31 79V80H30V79H29V78H30L29 73H28V72H24V71H28V69H24V68H22V64L24 65V64H25L24 62H26V61L29 60L28 57H30V56L32 57V56L34 55V56H33L34 58L32 57V60H33V59H35V56H36V61H37V62H36V61H35V62L38 63L39 66L41 65V63H42V65H43V63H44V67H43L44 70H46V69H48V68L50 67V70L48 69V70H49V71H48V74H50V75H46L47 73H46V74L44 73L43 76L46 75V77L48 76L47 78H49V76H50V78H52L51 76H53V79H51V80H52V82L55 81V80H54V75H56V70H55V68L52 69V67H54L55 64H57V62L55 63V57H54V58L52 57L53 54H55V53H53V51H55V50H51L50 48L52 47V46H51L52 44H49L51 47L49 48V46H47V47L49 48V51H47V52L52 51L53 54H52L51 52H50V53H51V54H50V53H47L46 51H43L42 49H44V48H42V47H43V45H45V44H44L43 39H42V40H40V39L45 37L44 39L48 40L49 43H51L50 40H49V38H47L48 36H51V37H50L51 41H53V42L56 41V39L52 40V38H53V34H54L55 36H57V35L55 34V33L57 32V30H58V31L60 30V33H61L62 35L64 34L63 36H61V38H62V37L64 38V36H65V39H66L67 41L64 42V39H62L63 41L61 42V41H60L61 39H60V37H59L60 35L57 36V37H59V38H58V39H59L58 41H60V42H58L59 44H58V43H56V44H57V49L60 50V51L58 50V51L60 52V54H58L59 52H57L56 54H58V55L55 54L54 56H56V58H57L58 56H59L58 58H61L60 55H61L62 52H63V50H62V48H63V47H62V46H63L62 43H63L64 46H65V45L67 46V50H68V47L70 48V50H68V51H66V52L64 51L63 54H64V53H67V52L70 51V52L73 53V54L71 53V55H74V56H71V57L74 58L76 55H78V56H76V58L78 57L79 59L77 58V60H79V61H81V62H82L83 60L85 61L86 59L90 58V59L87 60V63H85V62H84V63H85V64H88V65L90 64V65L92 66V67H91V66L89 65V66H90V68H89V66L87 65L89 71H90V70H91V71L94 70V71H93L94 73L91 72L92 74H94V75H92L93 77L96 76L95 73L97 74V72L99 71V70H98V71L96 72V70H97V69H100V68L102 67V66L100 67V65H104V64H105V66H106V64H108V65L110 64V66H111V64H112V65H114V67L108 68V70H109V69L111 70V71H109V73H106L108 70H106L105 74L103 73L104 71L100 70L102 73L99 74V72H98V74H99V75L102 74L103 76L107 74L106 77H105V76H104V77L102 76L103 78H105V80H106L107 76L110 75L109 78H111V79L113 78L112 80H114V81H115V78H116V77H114V76L117 74V76L120 77V78H122V79H119V78L117 77V78H116V82H117L118 79L120 80V81H119V80H118V81L121 82V81H123V79L125 78L124 76H126V78H127L128 74H127V75H124V73H121V72H122V70H121V69H122V66H120V64H125V63L127 62V60L130 61V63L128 62L130 65H131V63H133L135 66H137V67L139 68V73H140V75H141V73H142V71L140 72V70H144V71H146V70H147V67H146V66H147V64H148V70H147V72H144V71H143L144 73H143L142 76H144L145 73H147V74H151V73H152V72H151L152 69H149L150 67L152 68V66H150V65L152 64V63H151L152 61H154L153 64H155L156 62L159 63V64L156 63V66H157V67L155 66L156 71H157L156 74L158 75V73H159V71H160V68H161V69H162V72H161L162 76L160 75V73H159V75L161 76V78H162L163 80H164V78H163L164 75H165V77L168 78V82H169L170 80H173V79L175 78L174 76H176V78H177V76H179L177 79L175 78L176 81H174V80H175V79H174V80H173L174 82L171 81L170 83H167V82H166V81H167V78H165L164 81L166 82V85H167V84H168V85L171 84L170 87H172V89H171V91H170V88H169L168 86L165 85V82H164L162 79H160V76L158 77L155 73H152V74L156 75V77H158V78L154 77L153 79H154V80L156 79V80H155V81L153 80V81L156 83V81L158 80L157 83H159V84L162 83V84H161L162 87H164V88L166 87V88H165V93H164L165 95H167L166 90H167V92H168V89H169V91L171 92V93H168L169 98H171L173 95H175V94H173L172 92L177 93V94L175 95V97H176V96L178 97V95H179L178 98H175V97L173 96V97H172L173 99H171V100H173V101L175 100L176 103H179V102H180L179 99H181V102H180L179 104H176V103H174L173 101H171V100L167 97L168 95L165 96L166 99L170 100V101L167 100V102H169L168 104L170 105V107H171V104H170V103L172 102V103L174 104L173 106L177 105V107L180 108V106L184 103V102L182 103V100H184L183 96L186 97V98L189 96L188 98H190V99H191V97H192V101H194V104L196 103L195 105L198 106V104H201L200 102L203 101V99H201V98L204 97L203 91H204L205 94H206L207 91H209V89H207V86H206L207 84L204 85V83H206V81H204L205 79L203 80V78H201V79H202V80H201V79L198 78V77H195V76L193 77L192 74L190 73V71H188V70H186V69H184V70H178V74H179V73H182L181 75H185V74H186V75L184 76V78H186L184 81H187V80L191 81V80H192L191 82H192L193 84H189L190 82L188 81V83L186 82L187 85H186L185 82H184L183 85H184V84H185V85L183 86V85H182V81L180 80L183 76L180 77V75H178V74L176 73L177 70L175 69V67H174L173 70H174V71L176 70V72H173V70H172L173 66H175L174 64H179V63H177V62H179V61H180V64H183L182 61H184L185 64H189V62H196V63L198 62V65H199V63H200V65H199L200 68L203 67V65H204L205 67L207 66V68H209V69H210V67H211L212 65H211V66L208 65V64H210V63H208V62L204 59L203 53H200L201 55H200V54H198V55H197V54H195V55L192 54V56H189L188 58H187V57H186V58L183 57V59L180 58V57H179V58L177 57L178 59H177V58H176V59H173V60H171L170 62L166 63V65L164 64L165 66L163 65L162 62H161V63L159 62V60L157 59V57L165 55V53L169 52V51L172 50V49H181V50H183V49H188V48H190V47H198V46L201 47V48H199V49H201L203 52H206V51L208 50V51H209L208 53H210V56H211V55H214L213 57L215 58V63H213V64H214L213 66H214V67L217 66L219 69H218V68H215V69H214V68H211L210 70H213V69H214L213 71H214L215 73H216V71H217V74H218V75H219L220 73H222L221 76L224 74L225 77L222 76V79H220L221 77H220V78L217 77L218 75L216 76V80H217V78H219V79L221 80V82H220L219 79H218L217 82H220V83H221V84L219 83V84H220L219 86H221V87H220V90H222V94H223L224 91H226L225 93H227V90H228V89L230 90V89L232 88V89L230 90V92L227 93V95L225 94L226 96L224 95V97H227V98H224V97L222 98V99H225V100L223 101L224 104L221 102L222 100L220 99V100H221L220 102H221V104H222V105H220L221 107L224 106V105H226L225 102H226L227 100H228L227 102H228L229 104L227 103L228 106L226 105V107L229 108V109L232 108V105H235L236 107H238V106H240V104H244V107H245V106L248 107V105H249L248 102H249V101H250L251 104L253 103V104H252L253 106L258 105L259 102H260L259 100H261V99L264 101V99H263V98H264V95H261L262 98H261L260 96H258L259 94L262 93L261 91H262V89H263V86H261V87H262L261 89L258 88V86L260 85L259 83H258V86H257V84H255V86H254L255 88H256V86H257V89L254 90V91L256 92V91L258 90V91H257V96H258V97L256 98V100L259 101L258 103H257V101L254 100V98H253V97L256 96V95L254 94L255 92H253V96L249 94V95L251 96L253 102H252V100H250L251 98L249 99V95H248L249 92H247V91H250V93H251L250 88H251V87L254 88L253 85H252V82H251L252 79L250 78V77H251V74H249V73L251 72L250 70H253V69L255 70V68L257 67V68H256L257 71H258V69H259V71H260V70H261L262 72L264 71L263 68H262L263 66L261 67V65H264V62H263V61H264V13H263L264 11L262 10L263 7H264V5H262L263 7L261 6V3L264 4V0H257V1L255 0L256 2H255L254 0H253V1H252V0H240L241 2H242V1L247 2V4H246V3H243V2H242L243 4H240L242 7L244 6L241 10H242V11H246L247 9H245V7L248 8V10H247L246 13H245V17H243V16H244V14H243L244 12H242V11L240 12V11L237 10L238 13L240 12L239 15L242 16V17L238 18L240 21H237V18H235V17H239V15H238V13H236V10H235V12H234V10H233V4H232V6H231V4H228V5L230 6V8H229V7H224L225 5L222 6V5H223L222 0H189L188 2H187V0H81V1H80V0H74L76 3L73 2L72 5H76L75 8H74V6H72V8H70L71 6L69 7V5H71V4H70L71 1H70V0H67L68 3H69V5L67 6V1H64V6H67L68 8L65 7V9L63 8V10L61 9V7L63 6V4H62V3H63V0H62V3H61V1L59 2V3H61V4H60V9H56L57 7H59V6H57L56 8H53V9H55L56 11H54V10H53V11H50V12H57V13H58L57 10H60L59 12L62 13V12H64L66 9H68L67 11H65L66 13H63V15H61V17H60V15H59L60 13H58V16H57V17H59V18L54 17L55 15L53 16V14H55V13H53V14L51 13L52 15H50V18H49V16H47V14H49V13H46V9L44 8V5H43V7H42V4H43L42 2H40V3H42V4H39V6L41 5L40 10L35 9V8L37 7V5H38V4H37V3L39 2L38 0H36V1H38L37 3H36L35 0H31V1H29V0H25L26 2H24V0H23V1L20 0L21 2L18 1L19 3H21V5H23V4L25 3L24 5H25L26 7H24V6L21 7V6H19L20 4H19L18 6H17V5H14L15 3L17 4ZM42 1L45 2V0H42ZM48 1H50V0H47V2H48ZM54 1H56V0H54ZM58 1H59V0H58ZM58 1H56L54 4H57ZM83 1H84L85 3H84ZM87 1H88V3H87ZM96 1H98L97 5H96ZM100 1H101V3H100ZM220 1H221V2H220ZM223 1H226V0H223ZM230 1H232V0H230ZM238 1H239V0H238ZM251 1L254 2L255 4H256L257 2H259V3H258V4H259V7H257V8H258V11H257L256 6H254L255 4L253 5V9L250 8V7H252V3H251ZM260 1H261V2H260ZM14 2H15V3H14ZM22 2H24V3H22ZM27 2L29 3L30 7H29V5L27 4ZM30 2H31V3L33 2V3H32L33 6L30 4ZM50 2H51V1H50ZM65 2H66V4H65ZM184 2H185V3H186V2H187V3H191L192 6L194 5V7H192L191 10L195 9V12H197V11L199 10V11H198L199 14L196 15L197 13L194 14V11L191 12V10L189 11V9H187V8H183V9H182V8H181L182 6L179 5V4L182 3V5H183ZM6 3H7V4H6ZM12 3H13V4H12ZM45 3H46V2H45ZM86 3H87V4H86ZM99 3H100V4H99ZM187 3H186V4H187ZM194 3H195V4H194ZM230 3H232V2H230ZM249 3L251 4V6H249ZM26 4H27V5H26ZM35 4H36V5H35ZM85 4H86V5H85ZM89 4H91V5H89ZM157 4H158L160 7H159ZM217 4H218V5H217ZM224 4H225V3H224ZM245 4H246V6H245ZM258 4H256V5L258 6ZM6 5H7V6H6ZM8 5H9V6H8ZM46 5H49V4L46 3ZM61 5H62V6H61ZM77 5H78L79 7H78ZM92 5H94V6H92ZM95 5H96V6H95ZM100 5H101V6H100ZM103 5H105V6H103ZM147 5H148V6H147ZM151 5H152L153 7H152ZM154 5H155V6H154ZM156 5H157L158 7H157ZM168 5H169V6H168ZM177 5H178V6H177ZM189 5H190V4H189ZM209 5H210V6H209ZM214 5H215V6H214ZM247 5H248L249 7H248ZM14 6H15V7H14ZM50 6H51V7H53V6L55 7V5L52 6V4H51ZM83 6H84V7H83ZM88 6H92V7L90 8V7H88ZM145 6L148 7L149 10H152V11H150V12H152V14H153L154 12H155L156 14L158 13V14H159V15H157L158 17L156 16V14H155V16H153L154 19H150L151 17H149V16L147 17L145 14H149L150 12H148V11L146 12L147 8H146ZM150 6H151V9L149 8ZM180 6H181V7H180ZM195 6H196V7H195ZM212 6H213V7H212ZM6 7H7V8H6ZM9 7H10V8H9ZM19 7H20V8H19ZM23 7H24V8H27V7H28L26 10H28L29 8H31V9H29L30 11H28V12H30L29 15H27V16L24 15L25 13H23V10H24V11H26V10H25ZM33 7H34V9H33ZM86 7H87V8H86ZM93 7H94V8H93ZM107 7H108L109 9H108ZM139 7H140L141 9H140ZM143 7H145V9H143ZM155 7H156V8H155ZM163 7H165V8H163ZM167 7H169V8H167ZM175 7H176V8H175ZM177 7H178V9H177ZM179 7H180V8H179ZM198 7H200V8H198ZM201 7H203V8L201 9ZM254 7H255V8H254ZM11 8H13V9L15 8V9L13 10V9H11ZM42 8H43V9H42ZM47 8L49 9L50 7L48 6ZM69 8H70V9H69ZM81 8H82V9H81ZM83 8L85 9V11H87L89 8H90L89 10H92V11L95 10V11H96L95 14H98V13H99L98 15H100V13H102V11L104 10L103 13H104V14H107V15H106V18L109 17V19H107L108 23H107V22H106V23H107L109 26H111L110 28H111L112 32H109V31H108L110 28H109L108 30H106L108 27H106V29H104V28H105V25H107L106 23H105L104 27L102 26L103 23H101V27H97V26H95V27H97V29L95 28L94 31H92V30L90 29V30H91V32H90V30L87 29L89 25H87V24H86L87 22L84 21V19H85L84 16L87 17V15H84V16H83V14H84L85 12H83V13L80 12V11H84ZM92 8H93L94 10H93ZM97 8H98V9H97ZM166 8H167V9H166ZM173 8H174V9H173ZM224 8L226 9L227 13H230L232 16L229 15V14H227V13L222 14V13L225 11ZM227 8H228V9H227ZM231 8H232V9H231ZM260 8H261V9H260ZM4 9H5V10H4ZM20 9H21V10H20ZM22 9H23V10H22ZM32 9L35 10V12L38 10L37 12L41 11L40 13H42V11H43L44 14L46 13L45 15H43V18H44V19L41 18V17H38V16H39V13H37V12L34 13V11H33ZM44 9H45V11H44ZM51 9H52V8H50V10H51ZM99 9L101 10V12H100ZM107 9H108V10H107ZM125 9H126V10H125ZM133 9H134V10H133ZM136 9H137V10H136ZM153 9H156V10L153 11ZM171 9H172V10H171ZM176 9H177V10H176ZM200 9H201V12H200ZM203 9H204L205 11H204ZM211 9H213V10H212V13L210 14V16H211V15H212V16H215V17H212V18H213V22H212V18H211V20H210V16H209V12L211 11ZM223 9H224V10H223ZM259 9H260V10H259ZM6 10H8V12H7ZM9 10H10V11H9ZM11 10L13 11L14 14L11 12ZM31 10L33 11L34 14L31 12ZM61 10H62V12H61ZM71 10L74 11V13H73L74 16H77L78 14H80V17H78V18L81 19V20L83 19L82 23L85 22V24L87 25V26H86L87 28L84 27L85 24H84V26H83V25L81 24V22L79 23V21H81V20H79L77 17H74L71 13H69V12H71ZM75 10H76V11H75ZM98 10H99V11H98ZM114 10H115V11H114ZM127 10H128V11H127ZM130 10H132V11H130ZM141 10H143V12H141ZM170 10H171V11H170ZM202 10H203L204 12L207 13L209 19H208V17H204V16H207V15H206ZM207 10H208V12H207ZM218 10H219V11H218ZM221 10H222V12H221ZM229 10H232L233 12H232V11H229ZM14 11H15V12H14ZM16 11H20V12H19L20 14H19L18 12H16ZM68 11H69V12H68ZM92 11H91V12L88 11L87 13H89V12H90V13H93ZM105 11H108V12H105ZM116 11H117V12H116ZM120 11H122V12L126 11V12H128V13H129V11H130V15H131V13H134V11H135L136 13H134V16L132 15L133 18L129 15L130 17L128 16L127 19L125 18L124 20L119 21V19H118V18H119V15H118V14L122 13V12H120ZM138 11H139V12H138ZM144 11H145L146 13H145ZM156 11H157V12H156ZM161 11H162V12H161ZM164 11H165V12H164ZM167 11H168V12H167ZM173 11H174V12H173ZM226 11H225V12H226ZM228 11H229V12H228ZM250 11H251V12H250ZM259 11H260V12H259ZM262 11H263V12H262ZM6 12H7V13H6ZM10 12L12 13V15H11ZM28 12L26 11V13H28ZM47 12H49V10H48ZM78 12H79V13H78ZM97 12H98V13H97ZM160 12H161V13H160ZM213 12H214V13H213ZM217 12H220V13H217ZM231 12H232L233 14H232ZM76 13H77V14H76ZM87 13H85V14H87ZM113 13H114V14H113ZM178 13H179V14H178ZM189 13H192V14H190V16H189ZM235 13H236V14H235ZM32 14H33V15H32ZM37 14H38V16H37ZM64 14H66L65 17H64L65 20L62 21V20H63V17H62V16H64ZM68 14H69V15H68ZM70 14H71L74 18H72V17L70 16ZM81 14H82L83 18H82V16H81ZM104 14H102V15H104ZM115 14H117V15L115 16ZM135 14H136V16H135ZM142 14H143V15H142ZM169 14H170V15H169ZM221 14H222L223 16H222ZM241 14H242V15H241ZM247 14H248V15H247ZM249 14H250V15H249ZM56 15H57V14H56ZM108 15H111V16H108ZM113 15H114V17H117L118 20H117L116 18H115V20H114ZM149 15H150V14H149ZM187 15H188V16H187ZM192 15H193V16H192ZM195 15H196V16H195ZM217 15H219V16H221V17H219V16H217ZM226 15H228L229 18L233 17V18H231V19H232V20H233V19H234V20L236 19V21H237L238 23H240V24L238 25L237 22L233 20L232 24H234V22H235V26L232 25V24L230 23L229 25H230L231 27L228 25L229 27H227L226 29H225V28H223V30L220 29L219 26H218V21H217L218 19H220V18L223 17L222 20H224V22L227 21V19H228V22H229V20H230V22L232 21V20L229 19V18L226 19V17H228V16H226ZM237 15H238V16H237ZM41 16H42V14H41ZM52 16H53V17H52ZM68 16H70V17H68ZM78 16H79V15H78ZM107 16H108V17H107ZM150 16H151V15H150ZM166 16L169 17V18H167ZM184 16H185V18H186V17L191 18V16H192V17H195V18H194L195 20L193 19V21L190 22V21L192 20V19H191V20H188V22H186V21H184V20H187V18L185 19ZM216 16H217V17H216ZM51 17H52V18H51ZM110 17L113 18L114 22H116L117 25H116V23H115V25L113 24V20H112V18H110ZM156 17H157L158 19H159V18H162V19L160 20L162 23H161L159 20H156ZM25 18H26V19H25ZM45 18H46V19H45ZM53 18H55L56 20L53 19ZM61 18H62V19H61ZM67 18H68V20H69V19L71 20V18H72L71 22L68 21ZM75 18H76L77 20L74 21ZM146 18H147L148 20H147ZM183 18H184V19H183ZM206 18H207V19H206ZM216 18H217V19H216ZM50 19H51V20H50ZM52 19H53V20H52ZM58 19H59V23H57V22H58ZM60 19H61L62 22H65V23H63V24H64V28L61 26V25H62V22L60 21ZM143 19H145V20H143ZM164 19H166V21H165ZM168 19H169L170 21H168ZM205 19H206V20H205ZM225 19H226V20H225ZM44 20H45V21H44ZM46 20H49V21H46ZM86 20H87V19H86ZM141 20H142V21H141ZM150 20H151V22H150ZM153 20H155V22H154ZM163 20H164L165 22H164ZM207 20H209V21H207ZM73 21H74V22H73ZM77 21H78V22H77ZM87 21H88V20H87ZM109 21H111V22H109ZM124 21H125V22H124ZM156 21H157V22H156ZM158 21H159L160 23H158ZM167 21H168L169 23H168ZM175 21H176V22H175ZM194 21H195V22H194ZM210 21H211V22H210ZM244 21H245V22H244ZM47 22H50V23H47ZM72 22H73V23H72ZM75 22H76L77 24H76ZM120 22H121V24H120ZM122 22H124V23H122ZM152 22H153V23H152ZM166 22H167V23H166ZM70 23H72V24L75 23V24H74L75 26H74V25H73V26H72V25L69 26ZM88 23H89V21H88ZM94 23H95V22L92 23V22L90 21L89 24L92 26ZM109 23H110V24H109ZM111 23H112V24H111ZM126 23H128V25H127ZM165 23H166V24H165ZM199 23H200V24H199ZM226 23H227V22H226ZM241 23H242V24H241ZM60 24H61V25H60ZM78 24H79V26H76V25H78ZM80 24H81V25H80ZM97 24H98V23H97ZM99 24H100V23H99ZM99 24H98V25H99ZM119 24H120V25H119ZM130 24L132 25V26H131L132 28L130 27ZM161 24H162V25H161ZM194 24H195V25H194ZM9 25H10L12 28H10ZM13 25H14V26H13ZM47 25H49V26H47ZM54 25H55V27H54ZM58 25H60L59 27L62 28V29L58 28ZM94 25H96V23H95ZM108 25H107V26H108ZM125 25H126L127 27H129L130 29L127 28ZM134 25H135V27H134ZM163 25H164V26H163ZM166 25H167V26H166ZM211 25H212V26H211ZM216 25H217V28H219V29L216 28ZM245 25H246V26H245ZM6 26H7V27H6ZM40 26H41L42 28H39ZM44 26H47L46 28H48V27H50V28H49V29H45ZM52 26H53V27H52ZM67 26H69V28H68ZM80 26H81L82 29L79 28ZM159 26H160V27H159ZM226 26H227V24H226ZM232 26H233L234 28H232ZM239 26H240V27H239ZM5 27H6L7 31H5V30H6ZM73 27H74V28H73ZM77 27H78V28H77ZM89 27H90V26H89ZM93 27H94V26H92V29H93ZM102 27H103V28H102ZM112 27H113V29H112ZM114 27H115V28L120 27L119 32H117L119 28L114 30ZM165 27H166V28H165ZM243 27H244V28H243ZM245 27H246V28H245ZM1 28H2V29H1ZM14 28H16V29H14ZM22 28H24V30H22ZM26 28H27V29H26ZM30 28H31V29H30ZM38 28H39V30H37ZM57 28H58V29H57ZM90 28H91V27H90ZM101 28H102V30L104 29V32L106 31V32H105L106 34H104V32L100 30ZM192 28H193V30H194L195 32H196V30L198 31V33H196V35L199 34V39H197L196 37H193V36L195 35V34H194L195 32H194V31L192 32V30H190V29H192ZM213 28H214V29H213ZM215 28H216L217 30H216ZM229 28H230V31L233 29V30H232V31H233V34H232V31H231V32L228 31ZM231 28H232V29H231ZM235 28H236V29H235ZM241 28H242V29H241ZM12 29H13V30H12ZM29 29H30V30H29ZM34 29H35V30H34ZM42 29H43V31H42ZM50 29H53V30H52V33H51ZM63 29H64L65 31H64ZM67 29H68L69 31H67ZM72 29H73V30H76V31H73ZM77 29H78L79 31H78ZM83 29H84L86 32H87V30H89V32H87L88 34H87ZM86 29H87V30H86ZM188 29H189V31H188ZM224 29H225V31H224ZM227 29H228V30H227ZM234 29H235V31H234ZM237 29H238V30H237ZM9 30H11V31H9ZM16 30H18V32H17ZM44 30H45L46 32H45ZM47 30H48V31H47ZM55 30H56V31H55ZM61 30H62V32H61ZM80 30H81V31L83 30V31H82V34L79 33V32H81ZM97 30H98V31H97ZM99 30H100V31H99ZM213 30H214V31H213ZM236 30H237V31H236ZM239 30H240V31L242 30L243 32H242V31L240 32ZM21 31H22V32H21ZM23 31H24V32H23ZM32 31H33V32H32ZM34 31H35V33H34ZM39 31H40V32H39ZM53 31H55V33H54ZM107 31H108V32H107ZM156 31H157V32H156ZM190 31H191V33H193L194 35L190 34V36H189V33H188V32H190ZM200 31H201V32H200ZM215 31H218V32H220V31L223 32V31H224V33L222 34V33L220 32L221 35H216L217 32H215ZM244 31H246V32L248 31L249 34H246ZM5 32H6V33H5ZM11 32H12V33H11ZM37 32H39L38 34H40V35L42 34L41 32H43L44 34H42L41 36L45 35V33H46L48 36H43V37H41V36L39 35V36H40V37H39V36H37V35H38ZM48 32L51 33L52 35H51V34L49 35ZM64 32H65V33H64ZM66 32H67V33H66ZM68 32H69V33H68ZM70 32H71V35H72V36H71V35H68V34H70ZM95 32H96V33H95ZM120 32H121V36H122L123 33H124L123 35H126L127 38H125V40H124V39H122V40L120 39V35H119ZM122 32H123V33H122ZM139 32L147 33V35H149L150 33H152V34H150V35H153V34H155V33H156L157 35H162V34H165V33H166L164 36L166 37V35H168L167 38H166V39H165V38L163 39V43L160 41L163 45H165L164 48H163V49H164L163 52L157 55V53H155V54L153 53V54H152L151 51L149 52L148 50H146V47H145V46L143 45V43L141 42L142 40H141V39H135L136 35H137ZM154 32H155V33H154ZM184 32H185V33H184ZM186 32H187V33H186ZM214 32H215V35H213ZM250 32H251V33H250ZM33 33L36 34V35H34ZM76 33H77V34H76ZM83 33H84V34H83ZM90 33H91V35H90ZM148 33H149V34H148ZM180 33L183 35V37L181 36ZM200 33H201V34H200ZM202 33H203V35H202ZM220 33H218V34H220ZM243 33H244V34H243ZM13 34H14V35H13ZM15 34H16V35H15ZM73 34H74V35H73ZM86 34H87L88 36H86ZM156 34H155V35H156ZM174 34H175V37H176L178 40H176V39H175L176 41H174V40L171 41V39L169 40V38H173V39H174V37H173ZM241 34H242V35H241ZM93 35H94V36H93ZM95 35H96L97 37H96ZM117 35H119V36H117ZM133 35H134L135 37H134ZM144 35H146V34H144ZM191 35H192V36H191ZM196 35H195V36H196ZM200 35H201V36H200ZM222 35H223V36H222ZM233 35H234V36H233ZM34 36H36V38H35ZM55 36H54V38H57V37H55ZM67 36H68V38H66ZM70 36L73 37V38H72L73 41L71 40V43H70V39H71ZM91 36H93V37H91ZM116 36H117V38H118V37H119V38L117 39ZM137 36H138V35H137ZM171 36H172V37H171ZM202 36H203V37H202ZM218 36H219L220 39L218 38ZM13 37H14V39H17V40H14ZM69 37H70V39H69ZM85 37H86V38H85ZM89 37H90V38H89ZM124 37H125V36H124ZM205 37H206V38H205ZM224 37H226V38H224ZM232 37H233V42H232V39H231ZM5 38H6V39H5ZM10 38H11V39H10ZM33 38H35V39H33ZM39 38H40V39H39ZM74 38H75V39H74ZM121 38H122V37H121ZM202 38H203V39H202ZM207 38H208V39H207ZM222 38H223V39H222ZM227 38H228V40L225 41L224 39H227ZM235 38H236V39H235ZM255 38H256V39H255ZM257 38H258V39H257ZM1 39H0V41H1ZM18 39L20 40V43H19ZM36 39H38V40H36ZM88 39H89V40H88ZM179 39H181V40H179ZM217 39H218V40H217ZM230 39H231V41H230ZM237 39H240L241 41L239 42ZM245 39H247V42H248V43L246 42ZM10 40H11L12 42L14 41V42H13V45H12V43H11ZM87 40H88V41H87ZM90 40H92V41H90ZM95 40H96V41H95ZM117 40H118V41H117ZM165 40H166V41H165ZM243 40L245 41V44L242 43V42H244ZM252 40H254V41H252ZM17 41H18V42H17ZM42 41H43V43H42ZM89 41H90V42H89ZM104 41H105V42H104ZM150 41H151V40H150ZM152 41H153V42H155V41H159V39H153ZM223 41H224V42H223ZM228 41H229V42H228ZM234 41H235V42H238V43H236V44H238V46L243 44V47H240V46L238 47V46L235 45V44H234V45H235V46H234V45H233ZM16 42H17V43H16ZM22 42H23V43H22ZM39 42H40V43H39ZM56 42H57V41H56ZM66 42H67V44H66ZM68 42H69V43H68ZM222 42H223V43H222ZM230 42H231V43H230ZM252 42L254 43L253 45H255V46H252V44H251ZM8 43L11 44V45L9 46ZM14 43H16V44H14ZM21 43H22V45H21ZM104 43H105V44H104ZM164 43H166V44H164ZM173 43H174V44H173ZM211 43H213V44H211ZM220 43H221V44H220ZM224 43H226V44H224ZM240 43H241V44H240ZM257 43H258V45H257ZM41 44H42V45H41ZM54 44H55V43H54ZM56 44L53 45V46H56ZM60 44H61L62 46H61ZM69 44H70V45H69ZM223 44H224V45H223ZM229 44H230V45H229ZM231 44H232V45H231ZM58 45H59V46H58ZM68 45H69V46H68ZM166 45H167V46H166ZM222 45H223V46H222ZM247 45H249V46H247ZM1 46H2V48H1ZM14 46H15V47H14ZM38 46H39L40 48H39ZM66 46H65L64 48H66ZM90 46H91V47H90ZM106 46H108L109 49H108V47L106 48ZM211 46H212L213 48H212ZM236 46H237V47H236ZM245 46H247V47H245ZM257 46H258V47H257ZM44 47H45V46H44ZM47 47H45V48L48 50ZM58 47H59V48H58ZM60 47H61V48H60ZM104 47H105V48H104ZM165 47H167V48L165 49ZM248 47H249V48H248ZM250 47H251V49H250ZM6 48H7V49H6ZM21 48H22V49H21ZM41 48H42V49H41ZM55 48H56V47H54V49H55ZM101 48H102L103 50H102ZM202 48H203V49H202ZM246 48H247V49H246ZM40 49H41L42 51H41ZM46 49H45V50H46ZM52 49H53V48H52ZM57 49H56V50H57ZM95 49H96V50H95ZM97 49H98V50H97ZM210 49H211V50H210ZM249 49H250V50H249ZM39 50H40V51H39ZM71 50H72V51H71ZM74 50H75V51H74ZM100 50L103 51V53H102ZM106 50H107V51H106ZM108 50H110L109 53H108ZM8 51H9V52H8ZM13 51H14V52H13ZM15 51H16V52H15ZM21 51H22V52H21ZM19 52H21V53H19ZM36 52H37V53H36ZM41 52H42V53H41ZM43 52H46L48 55L51 56V57L49 56V57H50V60H47V58L49 59V57H48V55H47V57H45V56H46V55H45L46 53L44 54ZM55 52H56V51H55ZM104 52H105V54H104ZM114 52H115L116 54H115ZM212 52H213V53H212ZM4 53H5V54H4ZM9 53H10L11 55H13V56L11 57V55H10ZM13 53H14L15 55H14ZM18 53H19V54H18ZM40 53H41V54H40ZM107 53H108V54H107ZM111 53H114V54H115V57H114V55L111 54ZM257 53H258V54H257ZM17 54L19 55V57L16 58V55H17ZM20 54L22 55V59L20 58V57H21ZM24 54H25V55H24ZM42 54L44 55V57H42ZM63 54H62L61 56L64 57V58H61L62 60H61V59H60V60H61V62L64 64V63H65V60H67L68 58L65 59V56H63ZM85 54H86V55H85ZM117 54L119 55L120 59L123 60V61H121L120 59L118 60L119 57H118ZM248 54H249V55L251 54V55H250L251 58L249 57V59H250L251 61H250L248 58H246L247 56H249ZM67 55L70 56L69 53H68ZM107 55H109V56H107ZM112 55H113V56H112ZM215 55L217 56V58H216ZM246 55H247V56H246ZM253 55H254V56H253ZM1 56H3L2 59H1ZM79 56H80V57L82 56V57L80 58ZM85 56H86V59H84ZM116 56H117V57H116ZM200 56H201V57H200ZM245 56H246V57H245ZM9 57H10V58H9ZM13 57H14V58H13ZM40 57H41V59H40ZM112 57H113V58H112ZM213 57H212V58H213ZM252 57H253V58H252ZM255 57L257 58V61H258V64H259V65L257 64ZM258 57H260V58H258ZM261 57H263V58H261ZM19 58H20V59H19ZM43 58H44V60H43ZM45 58H46V59H45ZM52 58L54 59V61H53ZM58 58L56 59V60H58V64H62V63H60V60H59ZM82 58H83V60H81ZM116 58H117V60H118L117 63H116ZM191 58H192V59H191ZM243 58H245V59H243ZM7 59H8V60H7ZM10 59H12V60H10ZM14 59H15V60H14ZM25 59H26V60H25ZM37 59H38V60L40 59V60L38 61ZM51 59H52V60H51ZM64 59H65V60H64ZM112 59H114V60H112ZM216 59H218V61H217ZM253 59H254V60H253ZM259 59H260V60H259ZM261 59H262V60H261ZM13 60H14V61H13ZM23 60H25V61H23ZM42 60H43V61H42ZM63 60H64V61H63ZM125 60H126V61H125ZM181 60H182V61H181ZM246 60H247L248 62H252L253 65H254V63H255V65L253 66L251 63H249V65H248V62H247V63H246V64L248 65V66H247V65L245 64ZM252 60H253V61H252ZM3 61H4V62H3ZM8 61H9V62H8ZM11 61H12V62H11ZM15 61H16V62H15ZM22 61H23V62H22ZM29 61H31V60H29ZM48 61H49L50 63H49ZM52 61H53V62H52ZM155 61H156V62H155ZM200 61H202V62H200ZM243 61H244V62H243ZM17 62H18V63H17ZM32 62H33V61H32ZM32 62H30V63L32 64ZM51 62H52L53 64H52ZM118 62H120V63H119V66H120V67L117 68V66H118V65H117V66H116L117 70H116V69H115V65L118 64ZM124 62H125V63H124ZM186 62H187V63H186ZM238 62H239V63H238ZM242 62H243V63H242ZM261 62H262V63H261ZM3 63H4V64H3ZM12 63H14V64H16V65H14V64L12 65ZM66 63H68V60L66 61ZM84 63H83V64H84ZM115 63H116V64H115ZM150 63H151V64H150ZM202 63H203V64H202ZM207 63H208V64H207ZM236 63H237V64H236ZM38 64H37V65H38ZM46 64H47V65H46ZM50 64H51V66H50ZM79 64H80V63H79ZM92 64H93V65H92ZM133 64H132V66L134 67V70H137L138 68H136ZM215 64H216V65H215ZM239 64H240V65H239ZM250 64H251L252 66H251ZM17 65H20V68H19V66H17ZM34 65H35V63H34ZM42 65H41V67H42ZM48 65H49V66H48ZM94 65L99 66L100 68L95 67ZM108 65H107V66H108ZM127 65H128V64H127ZM127 65H126V66H127ZM144 65H146V66H144ZM162 65H163L164 68L162 67ZM25 66H26V64H25L23 67H25ZM45 66H46V67L48 66V67L45 68ZM93 66H94V67H93ZM107 66H106V67H107ZM110 66H109V67H110ZM123 66L125 67V65H123ZM128 66H129V65H128ZM128 66H127L128 69L125 68L126 71H125V69H124V72H125V73H126V72H130V71H128V70H129V68H131V67H128ZM149 66H150V67H149ZM221 66H222V67H221ZM239 66H240V67H239ZM246 66H247V68L250 66V67H251V68L249 67L250 70H247V69H246ZM259 66H260V67H259ZM124 67H123V68H124ZM133 67H132V68H133ZM144 67H146V68H144ZM220 67H221V68H220ZM17 68H19L18 71H17ZM26 68H27V67H26ZM112 68L115 69V70L112 71ZM120 68H121V69H120ZM132 68H131V69H132ZM143 68H144V69H143ZM153 68H154V67H153ZM165 68H168V69H165ZM169 68H170V69H169ZM223 68H224V69H223ZM252 68H253V69H252ZM12 69H13L14 71H13ZM21 69H22V71H21ZM23 69H24V70H23ZM51 69H52V70H51ZM101 69H102V68H101ZM105 69H106V68H105ZM118 69H119L120 71L117 72V73H115L116 71H118ZM245 69H246L247 71H246ZM44 70L41 69L40 72L43 73L42 71H44ZM53 70H54V71H53ZM149 70H150V71H149ZM154 70H155V69H153V72H156V71H154ZM170 70H171V71H170ZM215 70H216V71H215ZM221 70H222V71H221ZM4 71H5L6 73H5ZM15 71H16V72H15ZM46 71H47V70H46ZM46 71H44V72H46ZM51 71H53V75H51V73H52ZM167 71H169V72H167ZM261 71H260L258 74H261V73H262ZM3 72H4V73H3ZM113 72H114V74H113ZM136 72H137V71H136ZM148 72H149V73H148ZM163 72H164V73H163ZM165 72L168 73V75H166ZM183 72H184L185 74H183ZM187 72H189V74H188ZM54 73H55V74H54ZM91 73H90V74H91ZM120 73H121V74H120ZM139 73H137V74H139ZM172 73H174V74L176 73L177 75H174V74H172ZM230 73H231V75H230ZM27 74H28V75H27ZM37 74H39V73H37ZM98 74H97V75H98ZM130 74H134V72L131 71ZM147 74H145V75L148 76ZM152 74H151V75H152ZM169 74H170V76H169ZM3 75H6L7 77H9V78L6 77L8 80L5 79V76H3ZM120 75H121V76H120ZM151 75H149V77H147L148 81H150V82H148V83H150V84H151V80H152V79H150V77L152 78ZM154 75H153V76H154ZM171 75H172V76L174 75V76L171 77ZM226 75H227V76H226ZM248 75H249V76H248ZM12 76H13V77H12ZM111 76H112V77H111ZM142 76H141V77H142ZM189 76H190V78H189ZM258 76H259V78H261V80H263V81H260V79H259L258 81L264 83V72H263L262 75H261L262 77H260V75H258ZM28 77H29V78H28ZM31 77L33 78V75H31ZM46 77H45V78H46ZM55 77H56V76H55ZM169 77H170L171 79H170ZM18 78H19V79H18ZM42 78H44V77H42ZM47 78H46V80H47V81L49 82V84H50V83H51V82H50L51 80H49L50 78H49V79H47ZM96 78H97V79H101V78H99V77H96ZM103 78H102V79H103ZM126 78L124 79V81L126 80ZM145 78H146V77H145ZM145 78H144V79H145ZM179 78H180V79H179ZM184 78H183V79H184ZM187 78H189V79H187ZM193 78H194V79H193ZM195 78H196V81H195ZM223 78H224V79H223ZM249 78L251 79V81H250V80L247 81ZM11 79H12V81L10 82ZM13 79H15V80H13ZM21 79H23V80L21 81ZM102 79H101V80H102ZM111 79H110V80H111ZM147 79H145V80H147ZM159 79H160V81H163V82H164V85H165V86H163V82L160 83ZM199 79H200V80H199ZM225 79L228 80V82L230 81V83H228ZM246 79H247V80H246ZM6 80H7V81H6ZM39 80H40V79H39ZM108 80H109V79H108ZM112 80H111V82H112ZM177 80H180L181 82L178 81V83H177ZM222 80H223V81H222ZM194 81H195V82H194ZM198 81H199V82H198ZM200 81H201V82H200ZM202 81H203V84H202ZM1 82H2V81H1ZM3 82H2V83H3ZM8 82H7V83H8ZM48 82H46L45 84H48ZM111 82H109V83L112 84ZM223 82H225V85L222 84ZM240 82H241V83H244L245 86L243 87L242 85H239ZM246 82H248V83L250 82V83H249V84H251V87H250V88L247 87L248 84H247ZM4 83H3V85L0 83V84L2 85V88H4V87H3V86L5 85ZM20 83H21V84H20ZM27 83H29L30 85L27 84ZM114 83H115V82H114ZM142 83H143V82H142ZM146 83H147V82H146ZM146 83H145V84H146ZM155 83H154V84H155ZM176 83H177V84H176ZM231 83H232V84H231ZM241 83H240V84H241ZM9 84H6L7 86L5 85V86L7 87V89L9 88L8 86H11V84H10V85H9ZM110 84H108V85H110ZM154 84L152 83V85H154ZM174 84H176V86H178V87H176ZM178 84H179V85H178ZM180 84H181L183 87H182ZM197 84H198V85L200 84L201 87H202V86L204 87V90H200V92H202L203 96H202V94L199 93V92H198V93H197V92L194 93V91H195L194 89H196ZM233 84H234V85H233ZM235 84H236V85H239V86H235ZM21 85H22V87H21L22 92H21V89H20V86H21ZM142 85H144V84H142ZM188 85H189L191 88H189V90H188V88L186 89V91L188 90L189 92H187V95L185 96L184 93H186V92H184L183 90H185V87H189ZM191 85H192V86H191ZM194 85H195V87H194ZM200 85H199V86H200ZM223 85H224L225 88H222ZM24 86H25V87H24ZM30 86H31V87H30ZM37 86H38V88L35 89ZM156 86H158V84H156L155 86H153V88H157ZM174 86L176 87V90H178V89L181 88L182 90H180V91L184 92V93H183L184 95L182 94V92H181V94H182V95H181L180 92H176V90L172 91L173 89H175ZM180 86H181V87H180ZM199 86H198V87H199ZM205 86H206V89H205ZM0 87H1V86H0ZM29 87H30V88H29ZM32 87H33V88H32ZM158 87H159V89H162V88L160 87V85H159ZM198 87H197V88H198ZM203 87H202V89H203ZM229 87H230V88H229ZM246 87H247V88H246ZM259 87H260V86H259ZM26 88H27V91L24 90V89H26ZM28 88H29V89H28ZM31 88H32V89H31ZM143 88H144V87H143ZM145 88H146V87H145ZM149 88H150V87H149ZM177 88H178V89H177ZM183 88H184V89H183ZM233 88H234V89H233ZM33 89H34V91H33ZM159 89H158V90H159ZM191 89H192V92H193V93L191 92ZM198 89H200V87H199ZM223 89H224V90H223ZM13 90H14V91H13ZM35 90H36L37 92H36ZM146 90H148V87L145 89V91H146ZM150 90H152V92L154 91V92L158 95V92H157L158 90H157V89H156L157 91H156L155 89L153 90L152 88H151ZM150 90H148V91H146V92H149ZM162 90H163V89H162ZM162 90H161V92H159V93L163 94ZM210 90H211V89H210ZM229 90H228V91H229ZM252 90H253V89H252ZM18 91L16 90V92H18ZM28 91H29V92H28ZM38 91H39V92H38ZM178 91H179V90H178ZM205 91H206V92H205ZM211 91H212V90H211ZM240 91H241V92H240ZM242 91H245L247 94L244 93V92L242 93ZM259 91H260V93L258 94ZM27 92H28V93H27ZM35 92H36V93H35ZM139 93H140V92H139ZM150 93H151V92H150ZM196 93H197V94H196ZM220 93H221V92H219L218 94H220ZM230 93H231V94L234 93V94H233V97H234L235 101H236V99H237V101H236L237 103H236L235 101L232 102V101H233V100H231V98H232L231 96H232V95H230ZM131 94H132V93H131ZM156 94H152V93H151V95H154V97H155ZM161 94H159V95H161ZM195 94H196V97H197V98L194 96ZM198 94H200L199 97H198ZM218 94H215V95H218ZM228 94L230 95V96H229L230 98L228 97ZM251 94H252V93H251ZM33 95H34V96H33ZM133 95H135V94H133ZM133 95H132V97L134 98L135 96H133ZM141 95H143V94L141 93ZM141 95H140V96H141ZM147 95H148V94H147ZM151 95H150V96H151ZM159 95H158V96H159ZM170 95H171V96H170ZM180 95L182 96L183 99L180 98ZM206 95H207V94H206ZM206 95H205V97H204V100L207 102L206 99H208V97H206ZM212 95H213V94H212ZM212 95H210V93H209L208 96H212ZM234 95H235V96H234ZM245 95H246V97L249 99V100L247 99L248 102L245 100L246 97H245V98L243 97V96H245ZM2 96H4V97H2ZM19 96H20V97H19ZM127 96H130V95H127ZM190 96H191V97H190ZM12 97H13V98H12ZM32 97H33L34 99H33ZM160 97H161V98L163 97L164 100H165V97H164L163 95H161ZM160 97H159V98L157 97V98H158V99H156L157 102H158L159 99L162 100ZM242 97H243L244 100L246 101V104H245V102H243L244 100L242 99ZM259 97H260V99H259ZM6 98H7V99H6ZM30 98H31V99H30ZM155 98H156V97H155ZM186 98H185V101L188 99V98H187V99H186ZM193 98H196V99H193ZM228 98L231 100V102L229 101ZM239 98H241L240 101H239ZM15 99L17 100V97H15ZM32 99H33V100H32ZM134 99H135V98H134ZM134 99H132V101H133ZM136 99H137V100H136V102H137V101H138V98L136 97ZM198 99H201L202 101H200V102L198 103V102L196 101V100H198ZM226 99H227V100H226ZM232 99H233V98H232ZM3 100H4V101H3ZM129 100H130V99H129ZM139 100H140V98H139ZM146 100H148V99L146 98ZM164 100L161 101V102H163V103L166 102V101H164ZM177 100H178L179 102H178ZM188 100H189V99H188ZM188 100H187V101H188ZM9 101H10V102H9ZM29 101H30V102H29ZM33 101H34V103H33ZM61 101H62V100H61ZM144 101H145V99H144ZM190 101H191V100H190ZM205 101H203V104H205V105H203V104H201V105L204 106V108H205V106H207V107L209 106V108H211L210 105H208V104H210V103L207 102L208 104H206ZM238 101H239L240 103H239ZM254 101H255V103H254ZM263 101H262V102H263ZM3 102H4V104H3ZM5 102H6V103H5ZM13 102H14V103H18L19 101H17V102L13 101ZM13 102H12V103H13ZM63 102H66V101H63ZM134 102H135V101H134ZM217 102H218V100H217ZM220 102H219V104H220ZM241 102H242V103H241ZM22 103H23V102H22ZM22 103H19V104L23 105ZM30 103H31V104H30ZM32 103H33V105H32ZM181 103H182V104H181ZM185 103H186V102H185ZM232 103H233V104H232ZM79 104H80V103H79ZM157 104H158V103H157ZM164 104H166V103H164ZM190 104H191V102H190L189 104H187V105H189V106L183 104V105H185V106H182L181 109H182V108L185 109V108H187V107H189V108H187V109H190V108H191V107H190ZM194 104H193V105H194ZM217 104H218V103L213 104V105H212V106H213L212 108H215L214 105H217ZM219 104H218V105H219ZM230 104H231V105H230ZM237 104H238V106H237ZM254 104H255V105H254ZM260 104H261V102H260ZM262 104H263V103H262ZM262 104L259 106V107H260V110H262V111L259 110V107H258V109H255V107H253V106H252V108H251V105H250L248 108H247V107L245 108L246 111H247L248 113H246V111H245V109H244V107H243L242 105H241V107L244 109L245 112L243 111V109H241V107H239L238 110H239V109H240L239 111L242 110L241 112H243V113H240V112L238 111V113H239V114H238V113H236V112H237V109H235L236 111L234 110V113H236L234 116L236 117V120H237V121H238V119H237L238 117H237V116H239V118L242 117L241 119H243L244 116L247 117V118H246V124L249 125V124L251 123L249 126H250V128H251V127L253 128V129L251 128L253 131H252L251 129H249V130H251V133H253V134L256 133L255 131H258V130H259V134H260V132H261V135L264 133V130H263V128H264V117H261V116H264V112H263V111H264V104H263V105H262ZM5 105H6V106H5ZM7 105H8V109H7ZM28 105H29V106H28ZM169 105L166 104V106H169ZM178 105H180V106H178ZM193 105H192V106H193ZM195 105H194V106H195ZM218 105L216 106L215 109H212V108H211L210 110H211V111L213 110V113H214V110H215V112H216V109H218V108H217ZM32 106H33L34 108H33ZM160 106H161V105H160ZM160 106H156V105H155V106H152V107H154V108L158 107V108H159ZM163 106H164V107H163ZM173 106H172V107H173ZM186 106H187V107H186ZM194 106H193V109L196 110V107H197V106H196V107H194ZM202 106H199V107L201 108ZM220 106H219V107H220ZM229 106H230V107H229ZM261 106H263V107H262L263 109H261ZM5 107H6V108H5ZM31 107H32V108H31ZM149 107H151V106H149ZM162 107L165 108V105H162ZM170 107H168V108L166 107L168 111H169L170 109H172V107H171V108H170ZM177 107L175 106V108H177ZM224 107H225V106H224ZM226 107H225V108H226ZM233 107H234V106H233ZM2 108H3V110H1ZM28 108H29V109H28ZM138 108H139V109H138V111H139V110H141L142 106H141V107L138 106ZM144 108H145V107H144ZM146 108H148V107L146 106ZM163 108H162V109L159 108V110H161V111H162V110H165V109H163ZM200 108H197V109H198V112H200V111H199ZM204 108L201 109V111H204V112L209 111V108H206V109H208L207 111H205ZM225 108H224V109H225ZM234 108H235V107H234ZM250 108H251L252 110H249V111H248V109H250ZM4 109H5V110H4ZM30 109H32V110L34 109L36 112L39 110L37 114H40V115L42 114L43 116L45 115L46 118H44V117H42V118L45 119L46 124H45V121H43L44 123H42V122H41V124L39 123L41 129H42V127H43V129L46 130L45 133L42 132L43 129H42V130H41V129L38 130V126H39L38 124H37L38 126H34L36 123H35V124H32V123L35 122V120H33V119L31 118V117H32V114L34 113V110L32 111V110H30ZM151 109H152V108H151ZM173 109H174V107H173ZM173 109H172V110H173ZM191 109H192V108H191ZM232 109H233V108H232ZM66 110H68V109H66ZM66 110H65V109H62L61 111H62V112L64 111V113H65ZM159 110H158V111H159ZM174 110H175V109H174ZM185 110H186V109H185ZM195 110H194V112H192V114L195 113ZM254 110H255V111H254ZM256 110H258V111H256ZM7 111H8V112H7ZM10 111H11V110H10ZM69 111H70V110H68V112H69ZM136 111H137V110H136ZM138 111H137V112H138ZM141 111H142V113L144 112L143 109H142ZM141 111H140V112H141ZM145 111H147V110H145ZM156 111H157V110H156ZM165 111H166V110H165ZM187 111H188V110H187ZM187 111H183V112H187ZM189 111H190V110H189ZM191 111H192V110H191ZM196 111H197V110H196ZM229 111H230V110H229ZM231 111H232V110H231ZM252 111H253L254 113H253ZM4 112H6V113H4ZM11 112H12V111H11ZM68 112L66 113L67 116H64V117L67 118L68 115H70V113H71L72 115H70V118H71V116L74 117V118H73L74 120L78 118V116H77V118H76L77 113H76V114H75V113L73 114L72 111L69 112V113H68ZM137 112H136L135 115H137L138 113L140 114V112H138V113H137ZM147 112H148V111H147ZM147 112H146V113H145V112L143 113V117H142V116L140 117V115H137V116H138V119H139V117H140L141 119H143L144 116H146ZM154 112H155V110H154ZM166 112H167V111H166ZM172 112H173V111H172ZM204 112H201V113H203V115L201 114L203 117L206 116V115L204 116ZM93 113H94V114H93ZM151 113H153L152 110H150V111L148 112V115L150 116ZM157 113H159V112H155V114H153V115H155V116H154V117H155L154 120L159 121L158 116H159V117H161V116H160V115H156ZM170 113H171V112H170ZM187 113H188V112H187ZM244 113H246V115H245ZM250 113H251V114H250ZM252 113H253V114H252ZM262 113H263V114H262ZM24 114H25V115H24ZM66 114H65V115H66ZM237 114H238V115H237ZM243 114H244V115H243ZM8 115H10L11 117L8 116ZM28 115H29V116H28ZM42 115H41V116H42ZM81 115H82V114H81ZM81 115H80V117L85 119V117H83V115H82V116H81ZM90 115H88V116H90ZM161 115H162V114H161ZM163 115H164V114H163ZM240 115H241V116H240ZM242 115H243V116H242ZM258 115H259V116H258ZM5 116H6V117H5ZM47 116H48V117H47ZM156 116H157V119H156ZM168 116H169V115H168ZM3 117H4V118H3ZM28 117H29V118H28ZM80 117H79V119H80ZM98 117H99V116H98ZM103 117H104V118H103ZM130 117H131V118H130ZM146 117H148V116H146ZM146 117H145V118H146ZM150 117L152 118V115H151ZM150 117H148V119L151 120ZM225 117H227V116H225ZM12 118H13V121H12ZM22 118H23V119H22ZM24 118H25V119H24ZM70 118H69V119H70ZM86 118H87V117H86ZM89 118H90L91 120H89ZM95 118H96L97 120H99V121H97V123H98L99 125L96 124V120H95ZM136 118H137V117H136ZM136 118H135V119H136ZM183 118H185V116H184ZM205 118H207V122H208V123H211L210 121H208V120H209L208 117H205ZM217 118H218V117H217ZM3 119H4V120H3ZM19 119H21L22 121H21V120H20L21 122L18 121ZM28 119H29V120H28ZM30 119H31V120H30ZM71 119H72V118H71ZM79 119H78V123H79V121H82V122H83V120H79ZM92 119H94V122H95V123H94V126H97L98 128L101 127L100 129H98V128H96V127L93 128V129L91 128V127H94L93 124H92V125L90 124V123H93V122H91V121H93ZM141 119H140V120H141ZM148 119L145 120V122L147 121L146 123H148ZM152 119H153V118H152ZM164 119H165V117H164ZM164 119L161 118V120H164ZM2 120H3V122H2ZM10 120H11V121H10ZM14 120H15V121L17 120V122H14ZM26 120H27V122H26ZM85 120H86V119H85ZM109 120H110V121H109ZM111 120H112V121L114 120V121H116V122L111 124V122H112ZM154 120H153V121H154ZM249 120H250V121H249ZM255 120H256V121H255ZM258 120H259V121H258ZM260 120H261V121H260ZM8 121H9V122H8ZM24 121L26 122V124H23ZM30 121H31V123H30ZM88 121H90V122H88ZM100 121H102V124L105 125V126H107V125H106V122H107V123L110 122V126H109V123H108V128H109V130L104 129L105 131H104V130L102 131V129H103L104 127L102 126V124H101V126H100V123H101ZM135 121H136V120H134V122H135ZM153 121H152V123H148V124L150 125V128H148V129L155 130V127L158 128V127L161 126L160 124H164V122H162V123L160 122V124H158L156 121H155V122H153ZM182 121H183V119H182ZM219 121H220V120H219ZM239 121H240V120H239ZM10 122H11V123H10ZM25 122H24V123H25ZM50 122H51V125H50ZM85 122H86V123H89L90 125L87 126V124H86ZM117 122H118V123H117ZM121 122H122V121H121ZM134 122H133V123H134ZM141 122H144V119H143ZM149 122H151V121H149ZM165 122H166V120H165ZM185 122H187V121H185ZM192 122H193V121H192ZM255 122H256V123H255ZM27 123H28L29 125H31V126L27 125ZM116 123H117V124H116ZM137 123L140 124V125H142L141 123H139V121H137ZM146 123H143V124H144L143 126H144V127H149L148 124H147L148 126L145 125ZM153 123H155V125H153L154 127H153V129H152V124H153ZM187 123H188V122H187ZM190 123H191V122H190ZM238 123H239V124H238V126H239L241 122H238ZM243 123H245V118L243 119V122L241 123V125H243ZM257 123H258V124H257ZM9 124H10V125H9ZM13 124H15V125H13ZM17 124H18V126H16ZM19 124H20V125L22 124V125L20 126ZM43 124H44V125H43ZM47 124L49 125V127H48ZM84 124H86V126H85ZM95 124H96V125H95ZM113 124H116V125H117V127L115 126L117 131L114 130V129H115L114 127H111V126H114ZM120 124H121V123H120ZM123 124H124V127H122ZM167 124H168V123H167ZM185 124H186V123H185ZM193 124H194V123H193ZM236 124H237V123H236ZM255 124H257L258 126L255 125ZM45 125H46V126H45ZM126 125H127V126H126ZM140 125H139V126H136L135 132L137 131V129L139 130L140 127H142V126H140ZM157 125H158V127H157ZM172 125H173V124H172ZM206 125H207V123H206ZM248 125H247V126H248ZM10 126H11V127H10ZM19 126H20V127H19ZM33 126H34V128H32ZM50 126H52V127L50 128ZM84 126H85V128H87V129L91 128V130L89 129L90 131H89V130L87 131V129H85ZM90 126H91V127H90ZM99 126H100V127H99ZM125 126H126V129H125ZM170 126H171V125H170ZM173 126H174V125H173ZM173 126H171V127H173ZM186 126H188V125L186 124ZM190 126H192V123H191ZM190 126H189V127H190ZM208 126H209V125H208ZM211 126H213V125H211ZM244 126H246V125L244 124ZM249 126H248L247 128H249ZM15 127H16V128H15ZM30 127H31V130H30ZM36 127H37V128H36ZM47 127L50 128L51 130L49 131V129H47ZM88 127H89V128H88ZM102 127H103V128H102ZM121 127H122V128H121ZM138 127H139V128H138ZM242 127H243V126H241V127L239 126L240 130H242L243 133H244V131L247 130V128L245 127V130H244V127H243V129H241ZM260 127H261V128H260ZM4 128H5V129H4ZM10 128H11V130H10ZM35 128H36L37 130H35ZM45 128H46V129H45ZM105 128H106V127H105ZM112 128H113V130L110 132V130H111ZM130 128H131V129H130ZM173 128H174V127H173ZM254 128H255L256 130H255ZM32 129H34V130H33L34 133H33ZM95 129H96V131H92V130H95ZM121 129H122V131H121ZM124 129H125V130H124ZM127 129H128L129 131H128ZM141 129H142V128H141ZM141 129H140V131H139L140 133H138V134H140V135L138 136V138H139L140 136H143V137H144V135H143L144 131H142L143 133H141ZM143 129H146V128H143ZM143 129H142V130H143ZM6 130H7L8 132H7ZM12 130H13V131H12ZM47 130H48L49 132H51L50 135H48V134L46 133ZM63 130H61L62 133H63ZM85 130H86V131H85ZM123 130H124V131H123ZM146 130H147V129H146ZM146 130H145V132L147 133L148 130H147V131H146ZM254 130H255V131H254ZM260 130H263V131H260ZM1 131H2V132H1ZM35 131L39 132V133H38L39 135L37 134V132L35 133ZM66 131H65V134H66ZM71 131H72V132H71ZM73 131H74V132H73ZM91 131H92V132H91ZM97 131H98V133L100 132L101 134H100V133L97 134ZM113 131H115L116 134H115ZM176 131H178V130H176ZM247 131H248V130H247ZM247 131H246V132H247ZM5 132H6V133H5ZM20 132H18V133H20ZM30 132H31V133H30ZM40 132H41L42 134H40ZM85 132H86V134H85ZM88 132H90V134H89ZM102 132H103V133H106V132H107V133H106V134H103ZM137 132H138V131H137ZM154 132H155V131H154ZM178 132H179V131H178ZM262 132H263V133H262ZM28 133H30V134H28ZM52 133H54L55 135H57V136H56V137H57L56 141L52 139V138H54V137H52V135H51ZM60 133H61V132H60ZM62 133H61V134H62ZM72 133H73L74 135H73ZM131 133H133V131H132ZM150 133H151V132H150ZM150 133H148V134H150ZM152 133H153V132H152ZM152 133H151V134H152ZM251 133H250V132H249V134L244 133V136H246L245 134H247V135H248L247 137L250 138L249 135H250ZM20 134H21V133H20ZM45 134H46V135H45ZM54 134H53V136H54ZM61 134H60V135H61ZM65 134H64V135H65ZM81 134H82V135H81ZM127 134H128V135H127ZM135 134H136V133H135ZM135 134H134V135H135ZM141 134H142V135H141ZM148 134H147V135H148ZM178 134L180 135L181 133H178ZM253 134H252V136H253ZM2 135H1V137H2ZM40 135H41V136L43 135L44 137H43V136L41 137ZM62 135H63V134H62ZM66 135H67V134H66ZM66 135H65V137H66ZM79 135H80V136H79ZM89 135H91V137H90ZM101 135H102V136H101ZM136 135H137V134H136ZM147 135H146V136H147ZM156 135H157V134H156ZM206 135H207V134H206ZM257 135H258V132H257ZM257 135H256V136H257ZM263 135H264V134H263ZM10 136H9V137H10ZM39 136H40L42 139H41ZM48 136H49V137H48ZM74 136H75V137H78V138L75 139ZM85 136H86V137H85ZM112 136H110V137H112ZM250 136H251V135H250ZM252 136H251V137H252ZM256 136L254 135V137H252V138H256ZM11 137H12V136H11ZM38 137H39V138H38ZM81 137H82V138H81ZM94 137H95L96 139H98V140H96V139H93V140H92V138H94ZM114 137H115V138H114L113 140H114V141L116 140V141H118L119 143H120V141H123V140H124V141L122 142V143H123L122 145H124V146H123L124 149H123V150L121 149V151H123V154L127 152L128 155L130 154L129 152L131 151V154L129 155L130 157H131V155H132L133 152H132L131 149H130V151H127L128 149L125 151V149H126L125 147L128 148L126 142H127V143H131V144L133 145V146H132V149H133V150L135 149L134 151H138L137 153H139L140 151H142V154L146 152L145 154H147V155H145V157H146V156L148 157L149 151L152 149L153 146H154V148L156 147L155 144L152 145L151 143H154L155 141H156V142H157V141L160 142V140H157V139H158L157 136H154V137H156V140H152V138H154V137H150V136L148 135V140L151 139V140L154 141V142L151 141V142H150V145H152V146L148 148L149 151H145V150H148L147 147L149 146V144H148L149 142L146 143V141H148V140H145V139H143V138L141 137V138L144 140L145 144H146V146L143 147V149L146 148V149L144 150V151H145V152H144L143 149H141V147H142L143 145H145V144L139 142L141 138H139V139L136 138V139H135L136 141H133V143H132V139H134V138L131 139V138L129 137V138L131 139V142H130V140L127 139V138H126L127 141L125 140V138H123L122 140L119 141V139L122 138L121 136H120L119 139H116V136H114ZM207 137H209V139H210V138H212V135L210 136V134H209V135H207ZM260 137H264V136H260V135H259V138H260ZM4 138H5V137H4ZM48 138H49V139H48ZM79 138H80V139H79ZM112 138H113V137H112ZM183 138H184V137H183ZM252 138H250V140H251ZM259 138H258V139H259ZM1 139H2V141H3V143H4V140H5V142H6V139H7V138L4 139V140H3V138H1ZM1 139H0V142H1ZM39 139H40V140H39ZM51 139L53 140V143H52V144H53L55 147L57 146V150H58V151H57V150L55 151L56 148H53L54 146L50 143V141H52ZM137 139H138L139 141H137ZM154 139H155V138H154ZM191 139L194 140L193 137H192ZM207 139H208V138L202 139V141L200 140L201 144L198 143V144H196V145L201 146V145H202V142L204 143V141L207 140ZM209 139H208V141H209ZM263 139H264V138H263ZM9 140L11 141L12 139H9V138H8V141H9ZM80 140H81V141H86V140H88V141H86V142H87V143H88V142L90 143L89 148H88V146L86 145V143H85V144H82V143H84V142L81 143ZM113 140H112L111 142H113ZM184 140H185V139H184ZM188 140H189V139H187V137H186V141H187V142H188ZM203 140H204V141H203ZM260 140H261V138H260ZM54 141H55V142H54ZM64 141H65V142L70 141V142L65 143ZM125 141H126V142H125ZM128 141H129V142H128ZM149 141H150V140H149ZM195 141H196V140H195ZM195 141H194V144H195ZM211 141H213V140L210 139V143L207 142L206 144H204L205 146H208V147L210 146V147H209L210 150L214 149L215 146L217 145V144L214 145V141H213V145H214V146H212L213 148L211 149V145H212ZM257 141H258V140H257ZM257 141H256V142H257ZM263 141H264V140H263ZM19 142H20V141H19ZM28 142H29V143H28ZM111 142H109V143L111 144ZM124 142H125V143H124ZM134 142H137V143H135V144H136L137 146L140 147V150H138L139 147H136L135 144H134ZM138 142H139L141 145H140ZM142 142H143V141H142ZM159 142H157V143L160 144ZM162 142H163V144L166 143V142L164 143V141H162ZM184 142H185V141H184ZM184 142L182 141L181 144L184 143ZM189 142L191 143V140H190ZM189 142H188L189 147H188V145H187L186 142H185L186 144L184 143V144H182V145H184V146L187 145L186 147H187V148H190L192 145H190ZM49 143H50V146H49ZM55 143H56V145H55ZM74 143H76V145H78V147H77V146L75 147ZM101 143H102V142H101ZM116 143H117V142H116ZM157 143H156V145H158ZM167 143H168V142H167ZM192 143H193V142H192ZM192 143H191V144H192ZM196 143H197V142H196ZM217 143H220V146H218V148H220V147L223 146V145L221 146V142H217ZM260 143L263 144V142H261V141H260ZM20 144H21V143H20ZM25 144H26V143H25ZM41 144H42V145H41ZM93 144H95V143H93ZM104 144H105V143H104ZM104 144H103V145H104ZM112 144H113V143H112ZM114 144H115V143H114ZM138 144H139V145H138ZM142 144H143V145H142ZM161 144H162V143H161ZM179 144H180V142H179ZM207 144H208V145H207ZM209 144H211V145H209ZM222 144H223V143H222ZM253 144H254V143H253ZM258 144H259V143H258ZM258 144L255 143V146L257 147ZM0 145H2V143H1ZM39 145H40L41 149H40ZM59 145H60V146H59ZM81 145H83V146H81ZM85 145H86V146H85ZM95 145H97V144H95ZM100 145H101V144H100ZM105 145H106V144H105ZM147 145H148V146H147ZM165 145H166V144H165ZM174 145H175V144H174ZM177 145H178V144H177ZM204 145H202V146L204 147V150H203V153H201V155H203L204 153H206V154H204V156L207 157V158H205V157L199 155L200 157H202V159H200V157L198 156V152H199L200 150L202 151V146H201V148H197L198 146H196V147L193 146V147L190 148V150H191L192 148L195 147L194 149H192V151L195 150L196 148H197V150H198V151L195 150V151L193 152V155L190 156L191 161H193V158H192V157H194V155H195L194 161H195V159H197V158H198L197 160L200 159L201 162H202V163H200L201 165H198L200 160H199V161H195V162L193 161L194 163H193V162H190V158H189V156H186V155H185V154L187 153V151H188L187 148H186V149L184 148L185 150H187L185 154H183V151L181 152V155H184L183 160H184L185 158H187V159L189 158V160H187V159H186V160L189 161L191 165L194 164V167H195V165L198 163L196 166H197V167L199 166V168H198L199 171H197V170L194 168V170H195V171L193 170L194 172H192V169H193V168L191 169V168L189 167V165H186V166L189 167V170L191 171V173L188 171V167H187L186 169H183L184 167H186L185 164H184V166L182 165L183 163H181V165H179L180 162H181V161H180V160H181V158H180L181 156H180L179 154H177V152L175 153V154H176L175 156H178V155H179L180 160H179V158H178V160H179L180 162H179L178 160L175 162V160L172 159V158H175V157H173L174 155L172 156V158H171V157L168 158L167 154L163 153L164 156H166L168 159L171 158L172 161L174 160V162H175L177 165L181 166V168H178L179 166L174 167L176 164L174 165L173 162H171V163H172V166L170 165L171 163H168V164L171 166V168L176 169L177 171H175V170L172 171L171 168H169L168 166H166V165H168L166 162L169 161L166 157L164 158V156H162L163 159L160 158L161 155H163V154L159 155L160 153H162V151H161L162 147H161V146H160L161 148L159 147L160 150L158 149V152H157V150H156L157 147L154 149L155 151L152 150L153 153L150 151L151 154L149 155V157H151L154 153H156V154L153 155V156H156L157 159H160V161L158 160L159 162L157 161L158 163H160V166H161L162 164H163V165L166 164V165H164L166 168L162 165V166L164 167V169H167V167H168L167 170H168V171H172L170 175L175 174V175H174L175 177H174V176H171L172 178H173V177L176 178L177 175L180 174V173L182 174V176L184 175L183 178H182L181 174H180V176H179V178H180V180H181V183L184 181L185 184H186L187 182H189V181H188L189 178H192V181H193V179H194V182L192 183V181H190L191 185H192V186H193V185L195 186V185L198 183V184H199L198 186H200V181H198V180H202L203 177H204L203 179L205 180V178L207 177V179H208V181H209V179L212 177V179H210V180H211V185H212V180H213V178L215 177L214 179L216 180V177L220 174V176H221L220 179H222V176L225 177V175H226L224 182H228L227 184H229V182L232 181L231 174H228V175H230V179H229V180H226V179H227V174H225V173H229V172H228V171H229V169H228L229 167H227V166H228V164H227L228 161L226 160V161H225L226 164H225V162H224V163H222V162H223V160H225L226 158H225V159H224V158L221 159L222 156L224 157V152H223V154H222V156H221V154H220V153L218 152V150H217V152H218V154H217V152H216L217 146H216V149H214V151H213V155H214V153H216V154H217L216 156H218V155L221 156V157H218V159L220 158V162H218V163H220L221 166L224 165V164L227 165V166L224 165V167H225L226 170L228 169L227 172L224 173L223 170H222V168H224V167H221L220 169H218L219 174H218V173H215V171L213 170V172L215 173V175L218 174L217 176H215V175H213L211 169L215 167L214 169L217 170V169H216V167H217L216 164H217V163H214V162H215L216 160L218 161V159L215 158L216 160H214V159L212 158V161H211V160H210V157H213V156H211V155H212V151H211V152H210V151H209V152H206V150L208 151V148L205 147ZM2 146H3V145H2ZM2 146H1V147H2ZM4 146H5V145H4ZM4 146H3V147H4ZM51 146H53V147L51 148ZM58 146H59V147H58ZM61 146H62V147H61ZM73 146L75 147V149L73 148ZM97 146H98V145H97ZM97 146H95V147H96V148H95V147L92 145V149H93V147H94V150H95V149L98 150V149H99V148H98L99 146H98V147H97ZM108 146H109V145H108ZM130 146H131V145H130ZM130 146H129V147H130ZM134 146H135V147H134ZM158 146H159V145H158ZM175 146H176V145H175ZM178 146H179V145H178ZM184 146H183V147H184ZM260 146H261V145H259V147H260ZM263 146H264V144H263ZM263 146H261V147H263ZM45 147H46V148H45ZM110 147H111V146H110ZM110 147H109V148H110ZM168 147H170V146H168ZM181 147H182V146H181ZM261 147H260V148H261ZM5 148H6V147H5ZM5 148H2V152H4V150H8V148H6V149H5ZM42 148H43L45 151H43ZM48 148H49V149H48ZM67 148H66V149H67ZM101 148L103 149V147H101ZM101 148H100V149H101ZM107 148H108V147H107ZM107 148L105 147V149H107ZM111 148H112V147H111ZM113 148H114V147H113ZM121 148H122V147H121ZM163 148H165V146H163ZM223 148H224V146H223L222 148H220V150H221V149L223 150ZM257 148H258V147H257ZM34 149H33V150H34ZM87 149H86V150H87ZM105 149H104V150H105ZM168 149H169V148H168ZM168 149H167L166 153L169 154V151H171V150H170V149L168 150ZM174 149H175V148H174ZM176 149H177V146H176ZM199 149H200V150H199ZM205 149H206V150H205ZM41 150H42L43 152H42ZM46 150H47V151H46ZM51 150H52V151H51ZM82 150H79L80 152H82V154H85V152L87 153V151H82ZM94 150L91 151V148H90V151L88 150V153H87V154L91 155L92 153H90V152H94ZM110 150H111V149H110ZM113 150H114V149H113ZM162 150H163V152H164V149H162ZM165 150H166V148H165ZM220 150H219V151H220ZM222 150H221V151H222ZM34 151H35V150H34ZM49 151H50V152H49ZM53 151H55V152H54L55 154L53 153ZM107 151H108V150H107ZM121 151H120V152H121ZM124 151H125V152H124ZM159 151H160V152H159ZM172 151H173V150H172ZM172 151L170 152L171 154H173ZM176 151H177V150H176ZM180 151H181V149H180ZM192 151H190V152H188V153H191ZM204 151H205V152H204ZM221 151H220V152H221ZM2 152L0 151V153H2ZM5 152H7V151H5ZM51 152H52V153H51ZM58 152H59V153H58ZM109 152H110V153H111V152L113 153V151H109ZM147 152H148V153H147ZM184 152H185V151H184ZM195 152H196L197 154H195ZM47 153H49V154H47ZM121 153H122V152H121ZM135 153H136V152H135ZM157 153H158V154H157ZM188 153H187V155H188ZM208 153H209V154L211 153V155H208ZM221 153H222V152H221ZM171 154H169V156H170ZM191 154H192V153H191ZM199 154H200V152H199ZM0 155H1V154H0ZM51 155H52V156H51ZM55 155H56V157H55ZM124 155H125V154H124ZM136 155H137V154H135V155H133V156H136ZM138 155H139V154H138ZM138 155H137V156H138ZM140 155H141V152H140ZM157 155H159V156H157ZM49 156H50V157H49ZM93 156H94V155L92 154L90 157H93ZM118 156H119V155H118ZM185 156H186V157H185ZM197 156H198V157H197ZM216 156H215V157H216ZM231 156H232V155H231ZM234 156H235V155H234ZM237 156H239V155H237ZM237 156H235L234 158H235V159L238 158V159H237L238 162H240V161H239V159H240L239 157H241V156H243V157L245 158V160H242V161H249V162H250V159H251V158H252V159L255 158V157L251 156V153H250V156H251V157L248 156V158H250V159H247V158L244 156V154L242 155V153H241V156H239V157H237ZM141 157H143V160H144V155L141 156ZM147 157H146V158H147ZM149 157H148V159H150ZM156 157H155V159H156ZM182 157H183V156H182ZM196 157H197V158H196ZM208 157H209V158H208ZM232 157H233V156H232ZM236 157H237V158H236ZM54 158H55V159H54ZM58 158H61V159H58ZM122 158H123V157H122ZM146 158H145V161H147ZM244 158H243V159H244ZM49 159H50V160H49ZM53 159L55 160V163H56V164L54 163V160H53ZM62 159H63L64 161H63ZM128 159H129V157H128ZM134 159H135V160H134ZM165 159H166L167 161H166ZM207 159H209V160H207ZM52 160H53V161H52ZM57 160H58V161H57ZM151 160H152V159H151ZM151 160H150V161H151ZM153 160H154V157H153ZM153 160L151 161L152 163H153ZM161 160H162V161L165 160V163H163ZM183 160H182V161H183ZM257 160H258V159L256 158L255 160H251V162H253L254 164H255V163H259V162H257ZM111 161H113V159H112ZM128 161H129V162H128ZM150 161H148V162H150ZM154 161H155V160H154ZM184 161H185V160H184ZM259 161H260V160H259ZM47 162H48V163H47ZM64 162H65V163H64ZM72 162H73V163H72ZM113 162L115 163L116 161L114 160ZM113 162H111V163H113ZM140 162H141V161H140ZM142 162H143V161H142ZM142 162H141V163H142ZM178 162H179V163H178ZM206 162H207V163H206ZM212 162H213V164H214V167H213V165H210V163L212 164ZM251 162H250V163H251ZM40 163H39V164H40ZM50 163H51V164H50ZM57 163H58L59 166L57 165ZM60 163H61V165H63L62 167H61ZM66 163H67V164H66ZM69 163H70V164H69ZM117 163H118V162H116V164H117ZM128 163H129V165H128ZM143 163L146 164L145 162H143ZM158 163H156V165H157ZM161 163H162V164H161ZM184 163H186V162H184ZM192 163H193V164H192ZM39 164H38V168H39V166H41V165H39ZM45 164H47V166L50 165V167H47V166L45 167V166H44ZM54 164H55V165H54ZM65 164H66L68 167L70 166V168H68ZM144 164H143V167H145ZM187 164H189V163L187 162ZM73 165H74V166H73ZM113 165H115V164H113ZM130 165H131V166H130ZM148 165H149V163L147 164V166H148ZM173 165H174V166H173ZM191 165H190V166H191ZM209 165H210L211 167H209ZM217 165H218V164H217ZM256 165H257V164H256ZM258 165H259V164H258ZM111 166H112V167H111ZM122 166H123V168H121ZM134 166H135V167H134ZM138 166H139V165H138ZM203 166H204L205 169L203 168ZM206 166L209 168L208 170L206 169ZM218 166H219V165H218ZM65 167H66V168H65ZM72 167H73V168H72ZM182 167H183V168H182ZM191 167H193V166H191ZM200 167H201L202 169H201ZM219 167H220V166H219ZM219 167H217V168H219ZM40 168H41V167H40ZM111 168H112V169H111ZM117 168H118V167H117ZM134 168H135V169H134ZM146 168H147V167H146ZM75 169H77V170H75ZM127 169H128V170H127ZM161 169H162V170H161ZM181 169H182V171L187 170L189 175H190V174H193V173H195V172H196L197 174H199V172H200V174L197 176V178H196V176H195L196 179L194 178V175H195V174H194L193 176L190 175L191 177L189 176L188 180H186V179L184 180L185 175H187V174H185V171H184V172H181V171H180ZM200 169H201V170H200ZM38 170H39V169H38ZM66 170H67V172H66ZM70 170H71V171H70ZM73 170H74V171H73ZM79 170L82 171L83 173L85 172V174L83 175L82 172H77V173L75 172V171H79ZM145 170H146V169H145ZM145 170H144V171H145ZM159 170H161L162 172H164L163 168H160ZM167 170H166V171H167ZM178 170H179L180 173L178 172ZM203 170H204L205 172H204ZM221 170H222V172L220 173ZM226 170H225V171H226ZM54 171H55V172H54ZM62 171H63V172H62ZM64 171H65V172H64ZM72 171H73V172H72ZM90 171H91L92 174H90ZM107 171H108V172H107ZM117 171H118V170H117ZM133 171H134V172H133ZM161 171H160V172H161ZM166 171H165V172H166ZM168 171L165 173V175L168 173ZM74 172H75V173H74ZM86 172H87V173H86ZM142 172H143L144 174H143ZM175 172H176L177 174H176ZM209 172H210L212 175H211ZM43 173H44V172H43ZM47 173H45V174L47 175ZM80 173H81V174H80ZM117 173H118V174H117ZM139 173H141V174H139ZM183 173H184V174H183ZM186 173H187V172H186ZM201 173H202V174H201ZM205 173H206V174H205ZM207 173H208L209 175H208ZM222 173H224L225 175L222 174ZM129 174H130V175H129ZM142 174H143V175H142ZM154 174H155V172L153 173V175H154ZM163 174H164V173H161V176H162ZM197 174H196V175H197ZM66 175H67V176H66ZM138 175H139V176H138ZM144 175H145V177H144ZM153 175H152V176H153ZM165 175H164V176H165ZM167 175H169V173H168ZM167 175H166V178H167ZM202 175H204V176L201 177V179H199V177L202 176ZM206 175H207V176H206ZM210 175H211V176H210ZM48 176L51 177V175H49V173H48ZM65 176L67 177V179H66ZM68 176H69V178H68ZM73 176H74V177H73ZM107 176H108V177H107ZM130 176H131L132 178H130ZM152 176H151V178H150L151 180H152V178L154 177V176H153V177H152ZM155 176H156L155 178H158L157 175H155ZM58 177H59V178H58ZM110 177H111L112 180L110 179ZM120 177H121V178H120ZM187 177H188V176H187ZM187 177H186V178H187ZM208 177H209V178H208ZM224 177H223V179H224ZM258 177H259V176H258ZM260 177H261V176H260ZM260 177H259V179H262V178H260ZM63 178H62V179H63ZM96 178H95V179H96ZM98 178H99V177H98ZM98 178H97V179H98ZM100 178H99V179H100ZM113 178H114V179H113ZM155 178H154V179H155ZM172 178L169 177V179L167 178L166 180H170L169 183L174 182V180H173ZM179 178H177V180H178ZM217 178H218V177H217ZM56 179H57V180H56ZM64 179L62 180V182H63V181H64V182H67V181H65ZM86 179H87V178H86ZM126 179H125V180H126ZM158 179H159L158 181L160 182L161 178H158ZM197 179H198V180H197ZM207 179H206V180H207ZM76 180H77V179H76ZM88 180H89V179H88ZM88 180H87V181H88ZM109 180H110V181H109ZM127 180H128V179H127ZM133 180H134V179H133ZM133 180H132L131 182H133ZM136 180H137V179H136ZM155 180H156V179H155ZM171 180H172V181H171ZM180 180H178V182H179ZM195 180H197L198 182H195ZM204 180H203V182L201 181V186L199 187L200 189H199V188H196L197 191H198V190H201L202 192H200V193L196 192V193L198 194V196H199V194H201L199 198H201V196H203V199L201 198L200 200L203 201L204 198H205V199H208V200H204L205 203H207L206 201H209V202H210V201H213V202H212L213 204L210 202L211 205H210L209 203H207V204H209L210 206L207 205V204H205V203H203V204L205 205V206H203V207H205V209L208 207V208H207V211L204 209L207 213H210V211H211V213L216 214V213H218V212L221 211V210H220L221 207L219 208V206L216 205L219 209L216 207L218 210H215L216 208L213 207V206L217 203V202H215V201H217V200L219 199V200H218V201L220 202V203L218 202L219 204H221V202H222L223 204H224V203L226 204V202H230V201H231V199H229V198H230L232 195H228V196H227V195H225V194H227L228 192H229L230 194H233V192L231 193L230 190H228V192H227L226 189L229 188V187H228L229 185H227L226 183H224L223 185L226 184V187L223 186V189H224V187H225L226 189H224L225 191H223V192H225L224 194H220V195H219L220 198H221V199H220L219 196L216 195V194H218V193L216 192V194H215V191H213L212 188H210V189L213 191L214 194L212 193V191L209 192L210 189H209V190L207 189V188H209V187H206V189H202V188H204V187L202 186V184L205 182ZM215 180H214V181H215ZM59 181H60V180H59ZM59 181H58V183H59ZM71 181H70V182H71ZM81 181H83V182H81ZM87 181H86V182H87ZM123 181H124V180H123ZM148 181H146V182H147V183H150V182H151V181H150V182H148ZM208 181H207V182H208ZM217 181H218L217 183H219L221 180L217 179ZM107 182H106V183H107ZM121 182H122V181H121ZM124 182H125V181H124ZM124 182H123V183H124ZM126 182H127V181H126ZM142 182L140 183V185H142V186H141L142 188H145V187L143 186L144 184H142ZM144 182H145V181H144ZM152 182H153V181H152ZM156 182H157V180H156ZM176 182H177V181H176ZM207 182H206V183H207ZM222 182H223V181H221V183H219V184H222ZM232 182H234V181H232ZM58 183H57V184H58ZM60 183H61V182H60ZM60 183H59V184H60ZM67 183H68V182H67ZM67 183H66V184H67ZM71 183H72V182H71ZM71 183H69V184H71ZM111 183H112V182H111ZM127 183H128V182H127ZM129 183H130V182H129ZM137 183H138V182H137ZM147 183H146V184H147ZM154 183H155V182H154ZM161 183H162V180H161ZM161 183H160V184H161ZM165 183H166V182H164V184H162V185L164 186ZM169 183H168V184H169ZM190 183H189V185H190ZM195 183H196V184H195ZM213 183H214V184H217L216 181L213 182ZM57 184H56V186H59V184H58V185H57ZM61 184H62V185H61ZM61 184H60V186H63L65 183H64V184L61 183ZM66 184L64 185V187L71 188L69 185L66 186ZM125 184H126V183H125ZM133 184H135V187H136V183L133 182ZM133 184H131V185L133 186ZM150 184H152V183H150ZM150 184H149V186L147 185V186H148V189H149V187H151V189L153 188V187H152L153 185L151 186ZM155 184H156V183H155ZM155 184H154V185H155ZM173 184H175V182H174ZM173 184H171V185H173ZM204 184H205V183H204ZM208 184H210V181L208 182ZM233 184H234V183H230V188H229V189H232L231 186L234 187ZM82 185H83V187H82ZM107 185H109V186H108L109 188L106 187V186H105V188L110 189V187H111L110 190H112L113 192H115V191L118 189V188H115L116 186L113 185V183H112V184L109 183V184H107ZM110 185H111V186H110ZM112 185H113V187H114V186H115V187L113 188ZM131 185H130V186H131ZM137 185H138V184H137ZM162 185H160V186H162ZM175 185H176V184H175ZM175 185L170 186V187H174ZM177 185L179 186V185H182V184H178V183H177ZM177 185H176V186H177ZM191 185L189 186L190 189H187L188 186H187V184H186V190H187V191H186V192L184 191L185 194L188 193L187 195H189V193H191L192 190H193V191L195 190V187H193L194 189H191V188H192ZM60 186H59V187H60ZM71 186H72V185H71ZM75 186H76V185L72 186V187L74 188L73 190H75ZM79 186H80V188H79ZM120 186H122V185H119V187H120ZM123 186H124V188H126L124 184H123ZM127 186H128V185H127ZM130 186H128V187L131 188ZM147 186H146V187H147ZM163 186H162V187H163ZM166 186H168L167 183H166ZM183 186H185V185H183ZM135 187H132L131 190H133V188L136 189ZM141 187H140V186L138 187V194H139V188L141 189ZM157 187H158V186L155 185L154 189H156ZM162 187H161V188H162ZM181 187H182V186H181ZM196 187H197V186H196ZM227 187H228V188H227ZM121 188L124 189L123 187H121ZM129 188H128V189H129ZM158 188H159V187H158ZM164 188H165V186L163 187V190H166V189H164ZM175 188H176V187H175ZM177 188H178V187H177ZM179 188H180V186H179ZM122 189H121V190H122ZM145 189H147V188H145ZM145 189H144V190L141 189V191H143L141 194H146ZM151 189H149V190L151 191ZM154 189L152 190V192L154 191ZM170 189H172V188H170ZM173 189H174V188H173ZM181 189H182V188H181ZM121 190H120V192L117 190L115 193L118 194L119 196H121V195L125 192V190H122L123 193L121 194ZM158 190H159V189H158ZM158 190H157V191H158ZM178 190H179V189H178ZM183 190H184V187H183ZM183 190H182V192H183ZM188 190H189V191H188ZM190 190H191V191H190ZM205 190H208V192L205 191ZM234 190H235V188H233V190H231V191H234ZM127 191H128V190H127ZM144 191H145V192H144ZM150 191H149V192L147 191L148 194H150ZM155 191H156V190H155ZM157 191L155 192V194L157 193ZM172 191H173V193H174L175 189L172 190ZM195 191H196V190H195ZM204 191H205V192H204ZM235 191L237 192L238 190H235ZM235 191H234V194H236ZM129 192H130V193L127 194V195H126V193H125L126 197H128V198H130V199H132V198H133V199H136V197H137V195H136L137 192H134V190H133L132 192H134V193H136V194H133L131 191H129ZM175 192H176V191H175ZM173 193H172V194H173ZM177 193L180 194V193H181V190H180L179 192H176V194H175V193L173 194V195H177V198H178L179 196L182 195V194H180V195L178 196ZM184 193H183V195H184ZM193 193H194V192H193ZM132 194H133V195H132ZM155 194H152V196L149 195V197H150V198H153V199L156 201V199H157V197H159V195H158V194L155 195ZM159 194H161V191L159 192ZM166 194H167V193H166ZM197 194H196V196H197ZM234 194H233V195H234ZM153 195H155V196H153ZM173 195H171V197H175V196H173ZM183 195H182V198L184 197ZM190 195H191V196H190V197L187 196V198L189 197L191 200L194 199L193 201L198 200L197 202H196V201H195V202H196L197 204H199V201H200V200H199V199H195V198H197V197L195 196V194H190ZM223 195H225V196L227 197V199H226V197L223 196ZM53 196H54V200H55V199L57 200L58 195H53ZM122 196H124V194H123ZM140 196H141L142 198H144V197H145V198H149V197L147 196V194H146L147 197H146L145 195H144V196H143V195H140ZM156 196H157V197H156ZM165 196H166V195H165ZM165 196L162 195L163 198H164ZM193 196H194V198L192 199L191 197H193ZM221 196H222V197H221ZM229 196H230V197H229ZM124 197H125V196H124ZM160 197H161V195H160ZM160 197H159V198H160ZM162 197L159 199V201L162 200V201H160V202H161V203L163 202V203H162L163 207H164V204H166L165 209H167V207H169V206L171 207L172 205H173V206H177V205H178L177 202H180L179 204H184V203H185V200H184L185 197H184L183 199H182V198H178V199H177V198L175 197V198H176V200L174 201L175 203L173 202V198H171L170 196H169V198H171V199H169V200H168V199H165V198L163 199ZM211 197H212V198H211ZM223 197H224V198H223ZM228 197H229V198H228ZM233 197H234V196H232L231 198H233ZM167 198H168V197H167ZM189 198L186 199V203H187V204L189 203V201H191V200H189ZM70 199H71V198H70ZM137 199H138V197H137ZM179 199H180V200H181V199L184 200V202H183L182 200H181V201H178ZM214 199H215V201H214ZM216 199H217V200H216ZM224 199H226L227 201L225 200L226 202H223ZM188 200H189V201H188ZM220 200H223V201H220ZM228 200H229V201H228ZM166 201H167V202H166ZM169 201H171V202H169ZM187 201H188V202H187ZM202 201H200V202H202ZM68 202H71V200L68 201ZM68 202H67V203H68ZM157 202H158V199H157ZM164 202H165V203H164ZM172 202H173V203H172ZM181 202H182V203H181ZM191 202H192V201H191ZM195 202H193V204H194ZM57 203H58V202L55 201V204H56V210H57V211H56V210H53V211H52L53 214H51L52 221H53L54 224H55V222L57 221L56 217L58 216V218H59V215L61 216L62 213H63V212H62V209H60L61 211H59L60 206H58V208H57V205L60 204V203H58V204H57ZM120 203H121V204H120ZM169 203H170V204H169ZM214 203H215V204H214ZM119 204H120L121 206H124V205H125V203H122V202H119ZM122 204H124V205H122ZM167 204H168V205H167ZM203 204H202V205H203ZM225 204L222 205V207H224V206L226 207L227 205H225ZM61 205H62V204H61ZM200 205H201V204H200ZM212 205H213V206H212ZM196 207H198V206H196ZM199 207H201V206H199ZM211 207L213 208V210H212ZM201 208H202V207H201ZM201 208H200V209H201ZM214 208H215V209H214ZM228 208H229V207H228ZM221 209H222V208H221ZM223 209H225V208H223ZM223 209H222V211H221L220 213H222V212H223V213H228V210H227V212H226V210H223ZM226 209H227V208H226ZM201 210H202V209H201ZM214 210H215V211H214ZM219 210H220V211H219ZM55 211H56V214H59V215H54V214H55ZM58 211H59V212H58ZM216 211H218V212H216ZM224 211H225V212H224ZM229 211H230V210H229ZM202 212H204V211H202ZM215 212H216V213H215ZM260 213H261V212H260ZM260 213H259V214H260ZM261 214H262V213H261ZM53 215H54V216H53ZM54 217H55V218H54ZM55 219H56V221H55ZM54 221H55V222H54ZM78 239H79V240H78ZM76 240H77L78 242H79L80 240H82V241H80V242H83V241H84V239H82V238H77ZM98 246L100 247V246H102V245H98ZM98 246H95V248H96V247L99 248ZM103 247H104V246H103ZM53 248L56 250V246L53 247ZM53 248H52V249H53ZM59 248H61V249H59ZM59 248L57 249V250H60L59 253H58L59 255H57V253H56V252H58V251H56V252L54 251V252L56 253V256H55V253L53 252L52 249H51L52 251H51V250H46V249H45V251H44V249L40 250V251L42 252V254H43V252H44V254H43L42 258H41V262L44 260V261L42 262L43 264H45V261H46V264H47V262H48V264H49V262L52 261L51 259H50V261H48L49 258H50V256H49L50 254H48V253H49V251H50V253L53 252V253L51 254V256L53 255L52 259H54V262L52 261L53 263H55V264H57V263L59 264V263H61V262L65 263V260H66V259H70V261H69V260H68V261H69L70 263H73L72 260H73L74 257H76V256H73V258L71 259L72 255L74 254V251H73V253H70V254H72V255L69 256V252H68V253H65V251H66V250H67V251L70 250V252H72V251H71L72 249H70V248H66V249H65L64 246H62V247L60 246ZM62 248H64V249H63V250H64L63 252L65 253V255L68 254L67 256H68L69 258H68L67 256L63 255L64 253H62V257H61L59 260H62V258H64V261L62 260L61 262H58L59 260L57 261V258H59V257L61 256L60 252H62V251H61ZM93 248H94V247H93ZM97 248L94 249V250H97ZM101 248H102V247H101ZM101 248H100V249H101ZM100 249H98L99 254H100V252L102 253L103 250H105V247H104V249L102 248V251H100ZM46 251H47V252H46ZM92 251H93V250H92ZM92 251H91L90 253L92 254V258H94V257H96V254H95L94 252H96V251H93V252H92ZM76 253H77V252L75 251V254H76ZM90 253H88L89 255H88V254L85 255V253H84V254L82 253L83 256H81V254H78V257L80 256V257H79L80 259L83 257V261H85V260L87 261V260H88L87 262L91 263V261H89V260H91V259H90L91 257H88V258H87V256H90V255H91ZM93 253H94V254H93ZM96 253H97V252H96ZM103 253H106V252H103ZM110 253H111V252H108V255H110ZM42 254H40V257H41ZM46 254H47L49 257H48ZM75 254H74V255H75ZM99 254L97 255V258H99ZM106 254H107V253H106ZM106 254H103V255L100 254V256L102 255L103 257H106V256H104V255H106ZM44 255H45V258H44ZM84 255H85V256H84ZM94 255H95V256H94ZM108 255H107V256H108ZM64 256H65V257H64ZM93 256H94V257H93ZM46 257H48V260L46 259ZM55 257H56V258H55ZM108 257H109V256H108ZM108 257H107V258H108ZM111 257H112V258H111ZM33 258H34V257H33ZM43 258H44V259H43ZM65 258H66V259H65ZM100 258H102V257H100ZM107 258H104V259L107 260ZM110 258H111V259H110ZM55 259H56V262H55ZM104 259H101V261L104 260ZM112 259H113V260H112ZM144 259H145V258H144ZM147 259H148V258H147ZM147 259H146V261H147ZM150 259H151V258H150ZM150 259H149V261H150ZM32 260H33V259H32ZM32 260H30V261L33 262ZM81 260H82V259H81ZM95 260H98V259H95ZM106 260H104V261H106ZM108 260H109V263H111V262H113V261L116 260V259H115L113 256H110V257L108 258ZM108 260H107L106 262H108ZM110 260H111V261H110ZM141 260H142V258H141ZM66 261H67V260H66ZM104 261H103V263H104ZM143 261H144V260H143ZM149 261H148V262H149ZM52 262H50V264H52ZM92 262H93V264H95L94 259H92ZM114 262H115V264L117 263V261H114ZM63 263H62V264H63ZM66 263H67V262H66ZM66 263H65V264H66ZM70 263H68V264H70ZM99 263L101 264V262H99V260H98V262H97L96 264H99ZM103 263H102V264H103ZM91 264H92V263H91ZM104 264H105V263H104ZM107 264H108V263H107ZM112 264H114V263H112ZM117 264H118V263H117Z\"/></svg>",
	"mask_w": 264,
	"mask_h": 264
}]
</instances>
